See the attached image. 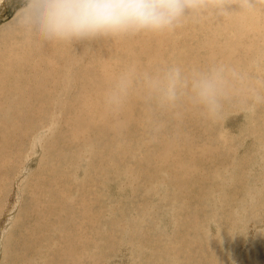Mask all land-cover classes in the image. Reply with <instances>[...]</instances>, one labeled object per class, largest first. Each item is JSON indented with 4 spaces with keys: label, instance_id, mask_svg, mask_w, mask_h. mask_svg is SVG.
Returning <instances> with one entry per match:
<instances>
[{
    "label": "rangeland",
    "instance_id": "374dc122",
    "mask_svg": "<svg viewBox=\"0 0 264 264\" xmlns=\"http://www.w3.org/2000/svg\"><path fill=\"white\" fill-rule=\"evenodd\" d=\"M48 1H50V2H48ZM66 1H68V0H66ZM80 1L81 0H71V2L69 1V3L65 2L64 6L66 7L68 5H73L74 7L78 8L77 3H79ZM107 1L108 0H92L93 3H90V4H92L91 6H93L91 11H90L91 12L90 13L91 22H90V19L88 21H87V19H84L85 17L78 19L79 25H81V26H80L79 30L75 31V34H76V37L78 36L77 38L82 43H84V44L86 43V46L90 43L89 41L91 39V38H88L86 36V33L89 30V26H91V24L93 26L94 22H92V21L95 20L99 7L106 6L105 4L107 3ZM183 1L184 2L186 1V2L184 3ZM183 1H182V3H183L182 8H181L180 5L177 8L175 6L173 9L171 7L169 8V6L166 8L165 13H164V18L162 19L163 22H164L163 23L164 27H165V25H167L166 22L169 23V19L173 18V17H174L173 19L178 20L179 22L182 23L183 26L186 25L187 27L192 26L197 21L196 20L194 23H189V24L187 23L189 21L193 22L192 21L193 20L192 17L196 16V14L198 13L197 8H200L198 6V4L201 2V0H195V1L183 0ZM188 1L189 2L191 1V3H189ZM197 1H198V3H197ZM219 1L223 4L222 5V9L224 11H227V9L230 7V5H232V6H234L236 8V11H238L240 13V16L248 17V15H246L247 14L246 10L248 9V5H247L248 0H219ZM223 1L227 2V3H223ZM229 1H230L231 4L229 3ZM34 3H35V5H37L39 3L38 7L43 6V4H49V5L51 4L50 5L51 7L49 5L48 6L51 9H53L52 3L55 4V0H52V1L51 0H0V30H1L0 31V44L3 41H9V39L7 38V35H2V32L6 29V27L9 26L10 24H12V27L9 28L10 31L12 30V32H14V30H15V32H16V30H19V28L23 24V20H25L23 18L27 17L26 13L29 12V11L33 12L32 10L35 9V7H33ZM85 3H88V1H85ZM85 3L82 1L81 5H85ZM187 3H188V5H187ZM251 5L252 4H250V10L253 13H255V9L253 7L254 5H252V6ZM238 6H242V7H239V9H238ZM30 8H32V9H30ZM95 9H97V11ZM209 10L213 11V9H211V8L210 9L206 8L205 11L209 12ZM242 10H244V11H242ZM167 11H168V13H167ZM55 12L56 11H53V15L49 16V17L53 16L51 18L52 21H51V19L49 17H48L49 19L48 18L43 19L44 21L48 20L47 22L49 24H50V22L52 23L54 21V23H53L54 25L53 26L51 25L52 27H54L55 25L56 26L59 25V22L62 21V19H63L62 17L63 16L65 18V19H63L65 22H68L67 18L69 16H71L72 13H73V16H74V11L73 12L69 11L67 13L68 16L65 14L66 17H65L64 14L60 15L59 12L58 13L57 12L55 13ZM187 12H189V13L187 14ZM230 12L231 13H230L229 16H233L234 13H233L231 7H230ZM183 13H185L186 15L183 14ZM36 14H37V12H36V10H34L32 18L34 16L36 17L37 16ZM177 14H178V16H177ZM217 14H216L215 17H212V20H211V21L214 22V24L215 23L217 24L216 20H218V22L222 21L221 14H220L219 11H217ZM40 15L41 14L39 13L38 16H40ZM56 15H58L60 17H58ZM169 16H171V17H169ZM35 17L33 18L34 20H35ZM185 17H187V19ZM21 18H22V21H21ZM28 18H30V17H28ZM32 18H30V19H32ZM213 18L215 20H213ZM58 19H60V21ZM43 20H42V22H44ZM254 20L257 22L258 17H254ZM18 21L20 23H17ZM263 21L264 20L261 21V24H263ZM78 22L76 23V21H75V26L78 25ZM183 22H185L186 24L183 23ZM87 23H89V24H87ZM244 25L245 26H244V28H242V30L245 31V32L247 30V32L249 33L251 27L246 25V24H244ZM17 26H18V28H17ZM87 26H88V28H87ZM13 27H16L17 29H15ZM45 27L43 26V28H45ZM3 28H4V30H3ZM40 29L45 33V35H49V34H47L45 32V29L44 30L42 28H40ZM85 31H86V33H85ZM263 32H264V27H263ZM83 33H85V34L83 35ZM217 33L213 32V34H217ZM4 36H5V38H4ZM149 36L152 37V39H155V37H156L153 34L152 30H151ZM183 36L184 35L180 34V39L184 41V40H186V36L185 37H183ZM80 37H81V39H80ZM249 37H250V33L248 34V36H245L246 47L249 44L248 43ZM262 37H260V39H258L257 41L253 42L249 46L248 53L237 55L236 56L237 59H230L231 65L229 63H226L228 67L227 66H225L227 68H225V67L223 68L222 67L223 70L221 68L220 71L217 70L218 66L215 65L214 61H213V63L209 62V63L204 65L203 60L201 59L200 55L205 59V56L207 55V51H205L204 49L200 50L197 55L193 56V58L192 57L190 58L191 60L195 58L192 61L193 62L192 65H195L196 67H198L197 71H192L191 67H189V72L191 73V75L194 74L193 75L194 77L191 78L189 81H187L185 76H183L184 80L183 81L181 80L182 84L185 83L183 85L181 84L180 81L179 82L176 81L178 86L181 85V87H179V88H178V86L176 84L174 85V87H170V86L164 87L163 92H165V94L166 93H171L173 89L174 90L176 89L175 91H173L172 94H167V95H165V96H163L161 98H160L159 95L154 94L156 99H157V101H156L155 99H153L154 95H152L151 89H147V90L142 89L141 95H145L146 99L145 98L143 100L139 99V101H136L137 103L135 102L133 104V106H135V109L137 110V109L141 108L140 104H141V106L144 104L141 109L145 110V112L144 111L142 112L141 109H140L141 111L139 110L140 112L138 110L137 111L134 110L135 114H137V115L140 114L136 119H135L136 116L133 117V118L130 117V116L129 117L128 116H123L124 119L120 118V120H118L119 122H116V125L119 124V126L117 125L118 126L117 127V126L114 125L115 128L113 126H112L113 128L111 126H109L110 125L109 122H104L105 125L104 124H94V126H93L94 130L93 129L92 130H87V133L88 134L90 133L91 135L90 134L88 135L87 133H85V135L82 136V141L79 143V145H80V147L82 149L81 150V155L83 157L87 156V158L91 157V160L88 161L87 158H86L85 162H83L84 166L79 165L78 167H76V166L72 167V169H74V171H77V174L72 178V180L74 181V185H73L72 189L73 188L74 189L72 191H70L69 194L65 192V188H62L60 190L63 193L58 194V193H60L59 190H56V188H53V185L51 183H47V182L49 180H51V179H52L51 181H54V180H57L60 177H63L65 175V172L67 171V170H65L63 168L65 166H67V167L71 166V165H68V164L64 163V158L67 155L68 156L71 155L72 152H79V151H75V149H73V145L72 146L69 145V143L71 142L70 138L72 136L74 137V133H73V135L70 134L71 126L69 128L65 126V122H66V124L72 123L70 120H68V118H66L65 115H73V113L75 114V111H76V108H77V105L74 102H72V99H74L77 96V86H76L75 79H76V74L78 73L77 72L78 65L74 66V69L76 71L74 70L75 73L73 72L74 76L71 78V81L68 82V83H63V81L65 79L64 75H66V72L68 71L67 63H69L70 61H72V62L81 61L82 60V56L80 57L78 55H74V51L76 50V47H75V50L72 51V56H70L71 55V54H69L70 52L67 53V58L68 59L65 57L64 54H63L64 56L62 58L60 56L59 61L61 60L60 62H62L63 61L62 59L66 58V60L64 61L66 64L63 63V62L62 63L59 62V64H60L59 65V70L63 71V72L60 73V83H58V85H56L57 88L55 86H52V85L47 86L48 88H50L52 94L47 90V92L50 93V94L45 92L46 94H44L43 97H42V94L40 95L39 93H35V97L32 98V100L30 102L26 103V102L22 101V102L18 103L16 101V103H18L17 104V115H16V117L13 114L8 116V117L5 116V115L0 114V119H3L5 121V122L3 121L5 123V125H6V123H9L8 120L13 121L16 118L19 121L18 122V130H19L25 124V122L22 121L24 119L21 120L19 115H18V113L21 112V110H23L25 107L28 108L30 106L31 102L34 104L36 102V99H37V102H39V100H40V101H43L45 104L51 103V105L49 104L47 107L46 106H44V107L38 106V111L40 110V112H42V113L39 112L41 114L42 119H41V121H39V123L37 122L36 127L39 126L40 123H41V125L39 126V128H41V129H39L38 127L37 128L35 127L34 129H32V131H30V129H29L26 133H24L25 138H24V135L22 136L23 138L22 137L20 138L21 135H19V144L17 145V146H19V149L17 147H14L13 151L15 153L18 150V154H20V156L16 158L14 163H12L9 166H6L5 170H4L5 171L4 174L8 175V178H9L10 181H9V185H7L6 190L2 193V194H4L5 197L4 196H2V197L0 196L1 201L2 200L4 201V202L2 201L3 207L2 206L0 207V210H1L0 211V222H1L0 223V251H1L0 252V262H1L0 264H7L8 262H10V264H14V262H16L17 264H19V263L23 264L22 260L29 261V262H27V261L25 262L24 261V264L37 263V262H40L41 264H46V263L47 264H52V263L53 264H61V263L75 264V262L78 263V264H97V263L98 264H146V263L147 264H172V263H174V264H186V263L187 264H220V262H221V264H245V263L246 264H264V162H262V160L264 161V108H262V107H264V104L262 103V102H264L263 101L264 98H262V100L260 101V99L257 97V95H255L257 98H255V96L249 95V91L250 90L248 88L249 85H251V83L253 82V80L255 81V79L257 77L256 81H258L260 84H262L263 85V89H264V80H263L264 79V72H262V71H264V60H263V57H264V55H263L264 54V38L262 39ZM83 38L84 39L86 38L85 41H84ZM91 40L92 41L90 43V46H87V47H89L88 50H90V47L93 46L92 45L93 44L92 43L93 39H91ZM86 41H88V43ZM159 43L160 42L156 43V46ZM44 44H46V43H44ZM163 48H165L164 45H163ZM185 51L187 52L186 49H185ZM10 53L13 54V52L0 51V67L4 63L5 66H8L9 68H13V66H14V58L11 61H7L8 54H10ZM239 57L241 59H239ZM246 57H247V59H246ZM69 58H70V61H68ZM76 58L80 59V60H77ZM255 58H256V60H255ZM18 59H19V55H16L15 56V60H18ZM252 59H253V61L255 63L252 61ZM241 60H242V62H241ZM245 60H247V61L249 60V61L247 62ZM257 60H259V61H257ZM177 61L180 62V60H177ZM243 63H244V65H243ZM172 65L174 66L175 64H172ZM238 65H240L239 68H237ZM28 66L26 65L25 66L26 68L22 67V70H20L21 76L15 74V77H16V79H15V84H16L15 87L18 86V88H16V90L17 89H22L24 87V85L29 84V82H30L29 79H31L32 76H34L32 71L29 70V72H28V70H27ZM30 66H33L32 63L30 64ZM60 66H61V68H60ZM165 67L167 68V66H165ZM64 68H65V70H64ZM70 68H69V70H70ZM199 68H200V70H198ZM24 69H25V71H24ZM167 69L168 70L165 71V72L168 74V72L170 73V69L169 68H167ZM201 70H205L208 73L207 72L205 73L204 71H201ZM216 70L218 71V73H217ZM234 70L236 71V73L234 72ZM245 70H248L249 73L253 75V78H252V75L247 73V71H245ZM259 70L261 72H259ZM1 71L2 70H0V72ZM221 71H222V73H221ZM26 72H27V74H25ZM180 72H182V70ZM230 72H231V76H230L231 78L229 77ZM246 73H247L248 76L245 75ZM259 73H260V76H259ZM62 74H64V75H62ZM225 74H226V77L228 79H226ZM234 74L236 76H234ZM220 75H222V76H220ZM239 75H241V77ZM237 76H239L240 78L237 77ZM243 76H244V78L242 79ZM21 77H22V79H21ZM95 77H97V76H93V78H91L88 74H86V76H84L83 78L85 80L88 79V81H87L88 84H91L89 80L90 79H95ZM210 77L211 78L213 77V78L211 79ZM194 78L197 79V80H195ZM219 78H222L225 81L224 82H220ZM208 79L211 80V81H209ZM236 79H238L239 81L236 80ZM203 80H204V82H203ZM234 80H236V82L238 81L239 83L238 82L236 83ZM248 80L250 81V83H249ZM213 81H215V83ZM132 84H133L132 88L138 87L136 84L135 85H134V83H132ZM220 84H222V85H220ZM238 84H240L242 86V87L238 88V91L239 92L243 91L246 88L243 91V93L245 95L248 94L247 96H245L247 99L244 98L245 101L247 100L246 103L248 102V104L246 106L245 105L246 103H245L244 106H241V110L240 111H242V112H240L238 110L233 111V112L230 111V112H227L228 114L226 115V113L223 111L222 108H221L222 110L219 108L217 111L214 112V109L212 108L213 107L212 105H217L221 101H224V99H225V101H227L228 98H229V97L227 98V95H229V91H231L229 89L232 88L235 85H238ZM208 85L211 87V89L213 87L214 88L211 90ZM212 85H214V86H212ZM223 85H226V86H223ZM184 86H186L187 88L186 87L184 88ZM194 86H198L197 90H196V87H194ZM181 88H183V89L181 90ZM179 89L184 94H186L185 92L187 91V95H188V91H190V93L193 95L194 92H196V93H198L200 91H204L205 92V91H208L210 89L208 92L210 93V91H211L212 94L209 95L208 99L207 98L203 99L204 95H202V97H200L201 99H203L204 102L207 100L205 102V103H207V104H205L206 108H201V111H207V110H211L212 109V112H214V113L211 112L212 114L206 115L209 118L208 117L205 118V115H204V118H203V116L202 117H198V118L197 117H191L189 119L187 118L189 120V122H190V125L187 126V128H185L186 127L185 121L187 119L184 118L185 121H183L182 116L184 114L173 112V113L176 114L174 116V114L172 112L167 111L166 107H164V104H163V103H166V102H170L171 100H173V103H175L176 99L179 97L177 93L181 92ZM184 89H186V91ZM217 89H220L221 91H218ZM13 90L14 89H12V94L16 95V92H13ZM52 90H54V92ZM158 90H160V89H158ZM168 90H170V91H168ZM215 91H217L218 93H216ZM224 91L227 92L228 94L223 93ZM158 92L160 93V91H158ZM54 93L55 94L57 93V94L55 95ZM219 93H220V95H219ZM21 94H20V96L23 97L24 95L23 94L21 95ZM262 94H263V97H264V91H262ZM150 95H152V96H150ZM174 95H175L176 98L174 97ZM236 95H237V97L239 96L238 93ZM236 95L235 94H234V96L231 95V97H232L231 99H235V101L237 100V102L239 103V100L236 97ZM11 96H12L11 94L5 93V94H3L0 97L1 106L3 105L1 107V109H0V112H1L2 108L3 109L7 108V107L10 108L9 107L10 104L8 106V103H11ZM49 96L50 97L52 96V97L50 98ZM157 96H158V98H157ZM166 96L169 97V98L167 99ZM214 96H216V97H214ZM53 97L55 98L54 100H53ZM149 97L150 98L152 97V99L150 100ZM243 97H244V95H243ZM252 97H254L255 101L252 100L253 99ZM6 98H7V100H10V101H7ZM4 99H5V101H4ZM33 99H35V100H33ZM160 99H161V101H160ZM249 99H251V100L249 101ZM51 100H52V102H49ZM256 100L257 101L259 100L258 101L259 104L257 103ZM156 102H158L157 103L158 105L156 104ZM208 102H209V104H208ZM149 103H151V104L149 105ZM24 104H26L27 106L24 105ZM4 105H6L7 107H5ZM156 105L158 107H156ZM207 105L208 106H212V107L209 108ZM50 106H52V107H50ZM66 106L68 107V110L64 109V107H66ZM174 106L172 107L173 111H175V109H178L177 107H180V104H175ZM26 108L24 109L25 111H27ZM149 108L153 112H151V110H149ZM161 108H163V109H161ZM48 109H50L49 110L50 113H49ZM147 109H148V111H146ZM69 110H70V112H69ZM13 111L14 110H12V112ZM46 111L48 112V114L46 113ZM134 111H131V112H134ZM160 111L161 112L163 111V113H161ZM146 112L148 114L151 113V115L150 114L149 115L146 114ZM158 112H160L162 115L160 113L158 114ZM219 112H220V114H218ZM229 113H232V114L230 115ZM155 114H156V116H155ZM221 114L222 115L224 114V116L226 118H224V116H222ZM257 114H259V115H257ZM52 115H54V116H52ZM171 115H173V117ZM228 115H230V117ZM153 116H155V117L153 118ZM43 117H44V119L47 118V120L50 119L51 121L50 122L48 121V123L51 124V125H48L47 121H45L43 119ZM218 117H221V120ZM194 118L195 119L197 118V120H195ZM80 119H82V118H80ZM137 119H139V123L141 122L140 124H142L144 127L142 125H140V124L136 126L135 123H136ZM150 119H151V121L154 119L153 121H154L155 124L153 123V121L150 123ZM167 119L172 124L168 123ZM204 119H205V122H204ZM208 119H209V121H208ZM210 119H211V121H210ZM79 120L77 122V125H75V127H82L81 125H83L84 123H87L86 120H84V119L80 120V121ZM128 120H129V122H128ZM177 120H179V121H177ZM198 120H199V122H198ZM224 120H225V122H223ZM32 121L34 122L33 125H35L36 122L34 120H32ZM144 121H146V122H144ZM194 121L196 123L198 122V125L196 123H194ZM159 122H162V123L160 124ZM74 123H72V124H74ZM120 123H122L123 125L120 124ZM131 123L132 124L134 123V124L131 126ZM156 123L157 124L159 123V124L157 125ZM217 123H218V125H216ZM149 124H151V125H149ZM153 124H154V126H153ZM174 124L175 125L178 124V127H176ZM209 124L211 125V128L209 127L210 126ZM247 124H250V125H248V127H247ZM129 125L131 127L128 128L127 126H129ZM160 125L162 126V129L160 128L161 127ZM195 125H197L198 127L195 126ZM63 127H65L66 130H65V128L63 129ZM96 127H97V129H96ZM132 127L134 128L133 130H132ZM154 127H155V130L157 132H155ZM183 127H184V130L185 129L187 130V131L185 130L186 133L184 132ZM196 127H197V129H196ZM139 128H141V129H139ZM178 128H179V130H178ZM192 128H194V129H192ZM158 129L160 130V132H159ZM248 129H250V130H248ZM64 130H65V132H68L69 134L65 133V132H62ZM193 130H194V132H193ZM107 131H108V134L110 135V137L112 138L111 140H110V137L108 136V134L106 133ZM146 131H148V132L150 131L151 133L150 132L146 133ZM167 131H168V133H167ZM202 131L205 133V135H203ZM207 131H208V133H207ZM72 132H73V130H71V133ZM99 132H100V134H99ZM128 132L133 137L131 135H129ZM171 132H173L174 134H175V132H177V134L174 135ZM197 132H199V136H198ZM247 132H249V133H247ZM253 132H255V133H253ZM101 133L104 134V136H106L107 138L104 137ZM114 133H116V134H114ZM139 133L143 134V135L137 136ZM145 133H146V135H145ZM155 133H157V134H155ZM170 133H171V135L173 134L171 137H169ZM183 133L186 136L185 139H184L185 136L182 135ZM18 134H20V132H18ZM58 134H60V136H58ZM167 134H169V135H167ZM207 134H209V135H207ZM27 135H28V137H27ZM61 135L63 137H61ZM95 135L97 136L98 140H97ZM177 135H179V136H177ZM180 135L183 136V139H182V137ZM115 136H117V138ZM126 136H129V137H126ZM154 136L155 137L157 136L158 138H161V139H158L157 137L155 138ZM176 136L179 137V138H176ZM221 136H222V138L224 140H226L225 142L222 141V143H220L221 141H219L218 139L223 140V139L219 138ZM84 137H85V139H84ZM90 137H91V139H90ZM142 137H143V139H142ZM54 139H56V140H54ZM104 139L107 142L103 141ZM176 139L177 140L179 139L178 142L176 141ZM210 139H211V141H210ZM139 140H141V141L145 140L146 142H143L144 143L143 144ZM206 140H209V141H206ZM216 140H218L219 142H217ZM55 141H58V142H55ZM156 141H158V143ZM160 141H162V142L164 141L167 144L166 148L163 146V143H159ZM53 142H54V144H53ZM112 142L114 143V145H113ZM118 142L120 144H118ZM130 142L135 145L134 148L137 147V148H135V151L137 153L139 152V150H141V151L143 150L141 152V154L138 153V157L140 159L139 161H138V159H136V161H135V160H131V159H129L127 157L128 156L127 152L130 150L129 149L127 151V149L131 147V143ZM150 142H152V143H150ZM187 142H189V143H187ZM138 143L141 145V148H140V146L137 145ZM146 143H147V145L149 144V146H147ZM179 143H181L180 146H179ZM185 143H186V146H184ZM206 143L209 145V148L206 145ZM216 143H217V147H215ZM173 144H176V145H173ZM230 144H232L233 147ZM119 145H121V146H119ZM145 145H146V147H145ZM210 145H212V146H210ZM3 146L5 148L9 147L7 144H3ZM114 146H115V148H114ZM117 146H119V147L117 148ZM199 146L200 147L203 146L206 149L208 148L206 153L200 154L201 150H199L197 148ZM219 146H221V148ZM261 146H263V147H261ZM100 147H102V148H100ZM120 147H121V149H119ZM178 147H179L180 150L178 149ZM184 147H185V149H184ZM228 147H229V149H228ZM104 148H105V150H104ZM138 148H139V150H138ZM192 148H193V150H192ZM233 148H235V149H233ZM152 149L153 150L155 149V150L153 151ZM186 149H189V150H186ZM121 150H123V151H121ZM159 150L162 153L165 154V158L167 157V159H161V158L158 159V156L160 154ZM230 150L232 151V153L230 152ZM10 151H11V148H10ZM124 151H125V153H124ZM183 151H184V154H183ZM99 152H101L102 154H99ZM154 152L156 154H154ZM179 152H182L181 155L179 154ZM122 153H123V155H122ZM166 153H167V156H166ZM188 153H190V154H188ZM192 153H195V154L193 155ZM207 153H208V155L210 154L209 157L212 156V159L213 158L214 159L211 160V158L208 157ZM221 153H222V156H221ZM229 153H230V155H229ZM234 153H235V155H234ZM108 154H110V156ZM147 154L150 156V159H149V156H148V161H151L152 164L147 162V159L141 158V156L145 158ZM168 154H170V157H169ZM171 154H172V156H171ZM58 155H59V157H58ZM190 155L192 157H194V158L188 157ZM213 155H214V157H213ZM223 155H225V156H223ZM183 156H184V158H182ZM233 156H235V157L233 158ZM14 157H15V155H14ZM111 157H112V159H111ZM171 157H173V159H172L173 161L171 160ZM94 158H95V160L97 162L94 160ZM102 158H104V159H102ZM154 158H155V160H154ZM187 158L188 159L190 158V159L188 160ZM259 158H260V160H259ZM41 159H43V160H41ZM185 159H187V160H185ZM191 159H192V162L190 161ZM195 159H197L198 161H196ZM76 160H75V162H76ZM107 160H109V161L107 162ZM143 160H146L147 164H144L145 161L143 162ZM156 160H157V164L154 165L156 163ZM39 161H40V165H39ZM43 161L44 162H48V164H49V165L45 164L44 169L41 166V162H43ZM140 161L142 163H140ZM158 161H159V163H158ZM174 161H175L176 165H175ZM194 161H195V163H194ZM137 162L139 164H137ZM187 162H188V164H186ZM190 162L194 163L195 167L198 166V168L193 167L194 165L189 164ZM67 163H69V162H67ZM132 163H134V164H132ZM166 163H168V164H166ZM234 163H236V164H234ZM239 163L240 164L242 163V164L240 165ZM149 164H151V165H149ZM178 164H180V166ZM230 164H232V165H230ZM128 165H129V167H128ZM131 165H134V167L132 166V168H131ZM146 165H147V167L145 168ZM161 165H163L164 167L161 166ZM172 165L175 168L174 170L172 168ZM218 165H219V167H218ZM228 165H229L230 168L228 167ZM135 166H136V168H135ZM150 166H153V167H150ZM184 166H186L188 168H185V170L182 169V167L184 168ZM142 167H144L145 169L142 168ZM211 167L214 168V169L212 170ZM93 168H95V169H97V168L104 169L105 172L106 171H111L113 169H115V170L118 169V170L115 171L116 175L108 174V177L105 178L102 175H98V173L97 174H93V171H94ZM134 168L137 169V170H134ZM139 168L142 169V171H139L140 170ZM154 168H155L156 172H154L155 171V170H153ZM219 168L224 170V172H222ZM90 169L93 170V171H91ZM130 169H133L134 171L130 170ZM165 169H167V170H165ZM215 169H216V172L214 171ZM171 170H172V172H170ZM218 170H220V171L218 172ZM71 171H73V170H71ZM192 171L195 172V173L192 174ZM137 172H140V175H137ZM149 172L155 174V176L152 174L153 176L151 178L150 177L151 173H149ZM89 173H90V175L91 174L92 175L90 176ZM123 173L124 174L127 173V174L123 175ZM128 174H131V176H133V177L131 178V176L128 175ZM43 175H45L47 178L44 177ZM81 175H83V176H81ZM126 175H128V177ZM157 175H160V176H157ZM187 175H188V177H190V179L188 177H186ZM92 176H93V178H92L93 180L91 179ZM110 176H111V178H110ZM39 177H40V179L43 178V179H41L42 181L39 179ZM124 177H127V178H124ZM134 177H137L138 182H139V180L140 181L143 180L142 181L143 184L141 183V185H140V183L139 184H138V182L136 183L137 180H134V179H136ZM159 177H162L163 179L162 178L160 179ZM195 177H197L200 181L197 178H196L197 180L193 179ZM172 178H173V181H171ZM106 179H108V180H106ZM132 179H133V182H132ZM216 179H218V180H216ZM231 179H233V180H231ZM147 180L150 181V182H148ZM151 180H154V181H151ZM219 180H221V182H219ZM224 180H227V181L224 182ZM37 181H40V182H44L45 181L46 183L45 182L44 183H40V182H37ZM97 182H98V185H99L98 190H97ZM133 183H135V184H133ZM146 183H148V184H146ZM161 183H162V185H161ZM163 183H164V185H163ZM177 183H179L187 191L181 189L182 187L179 184H177ZM188 183H190V184H188ZM47 184H48L49 187L47 186ZM55 184H58V181ZM114 184H115V186H114ZM127 184H128V187L126 186ZM174 184H176L177 186L174 185ZM89 185H91V186L89 187ZM105 185H106V187H105ZM173 185H174V188H173ZM37 186H38L39 189L37 188ZM120 186L122 188L121 190L119 189ZM123 186H124V189H123ZM125 186H126V188H125ZM87 187H89V189ZM145 187L148 190L145 189ZM111 188H112V190H111ZM63 189H64V191H63ZM197 189H198V191H197ZM134 190H136V191H134ZM141 190H142V192H140ZM168 191H170V192H168ZM137 192H139V193L137 194ZM84 193H85V195H83ZM167 193H169V195L170 194L171 195L169 196V195H167ZM185 194H186V196H185ZM123 195L125 197L126 196H128V197L125 198ZM151 195H153V196H151ZM228 195L232 198L231 202H229L227 200V197H229ZM67 196H68V198H67ZM100 196H101V198H100ZM182 196L186 200L182 199L183 198ZM47 197H48V199H47ZM138 197H139V199H138ZM89 198H91L92 200L97 198V200L102 203V206L106 207V210L108 212V213H105V215L102 216L100 220L99 219H97L98 221L96 220L100 224V230H99L100 234L98 232H95V230H97V228H94V227L92 229L94 232L93 231L92 232L94 234H96V236L101 238V240L103 241L102 243H106L107 240H108V237L110 236V234H112L111 236L114 237V241H113L114 243H112L114 245H113L112 248L114 250H117V252H118V253H114V255H112L113 254L112 252H107L106 251L108 248H106V249L104 248L103 249V256H102V259L104 261L100 262V263L97 262V260H94L92 257L86 258V259L84 258L85 257L84 254L88 250H90V248L92 247V243H89V244L88 243H76V241H79V240H81L83 238H84L83 240L88 238L86 235H88V231L89 230L86 231V233H83L82 229L79 227V229H81V230H79L77 226L78 225L81 226L82 223L85 221L82 218L86 219L83 212L85 211V206L89 205L88 204V200H87ZM136 198H137V200H136ZM243 198L245 200H243ZM138 200L140 201V204H139L140 207L137 209L136 206H137ZM220 200H221V202H220ZM135 202H136V204H135ZM40 203H42V205ZM64 203H65V206H64ZM74 203H76V204H74ZM196 203H198V205ZM96 204L98 205V203H96ZM207 204H209V205L207 206ZM42 206H43V209H42ZM61 206L62 207L64 206L63 207L64 209L61 208ZM190 206H191V208H190ZM212 207H213V209H212ZM82 208H83V210H82ZM230 208H232V210ZM237 208H239L240 210L239 209L237 210ZM56 209L58 211L59 210L60 211L58 212V211H56ZM191 209H192V212H191ZM233 209H234V211H233ZM64 210L68 214H65L66 212ZM133 210H136V211H133ZM227 210H229V212ZM154 211H155V213H154ZM126 212L128 213L129 216L131 214H133V212H135V214L130 216V218L127 220L126 225H122L123 227H125V228L122 227V229L120 231L122 237H121V235L117 236V234H118L117 231L113 232L114 229L109 228L110 227L109 225L111 223L117 222L121 218V215H123ZM138 212H140L141 215H142L143 225L141 226V228H137V232L135 233L134 229H136V226H138V223H136L137 219L136 220H132V219H134L137 216ZM48 213H50V214H48ZM69 213H70V215H69ZM38 214H40V215H38ZM176 214H177V216H175ZM192 214H194V216ZM58 215H59V218L60 217H62V218L59 219ZM76 216H78L80 218L75 220V218H77ZM82 216H84V217H82ZM41 217H43L44 219L41 218ZM143 217H145V218H143ZM37 218H38L39 222L37 221ZM27 219H29V220H27ZM225 219L228 220V221L226 220L227 223L224 222ZM181 220H183V221H181ZM40 221H42V222H40ZM177 221H178V223H177ZM46 222H48V223H46ZM57 223H58L59 227L57 226ZM59 223L60 224L62 223V225H60ZM101 223H103V225H101ZM131 223H132V225H130ZM176 223H177V225H176ZM16 224L19 225L20 227L17 226ZM47 224H48V227H47ZM127 224L129 226V228H128ZM218 224H220V225H218ZM26 225H28V226L26 227ZM38 225H39V227H38ZM34 226H36V227H34ZM240 226L242 227L243 231L242 230L239 231L241 229ZM33 227L35 228V230L37 228V230L40 229L43 232L45 231L46 233L45 232L42 233V231L40 232V230H38V231L36 230V232L40 233V235H42V236H43V234H45L44 236H46V239H45V237H42V236H41L42 239L40 238V236L38 237L37 235H39V234H37V235L35 234L37 236L36 237L34 235V233H36V232H35V230H33L34 229ZM55 227L57 228V231H56ZM146 227L148 228V230H145ZM182 227H183V229H182ZM27 228H28L29 231H27ZM50 228L52 230L54 228V231H51ZM60 228H61V230H60ZM66 229H68V230H66ZM77 229L79 231H77ZM31 230L33 231V233H32ZM46 230H50V232H48ZM14 231H16V232H14ZM61 231L64 232L63 233L64 235L66 233H67V235H65V237H64V235L61 236L60 235V233L62 234ZM67 231H69V232H67ZM22 232H23V234H22ZM138 232H140V233H138ZM14 233L17 234L16 239L14 238L16 236V234H14ZM30 233L33 235V237H31L32 235ZM50 233H52V234H50ZM93 233H91V234H93ZM251 233H253V234H251ZM13 234L15 236H13ZM28 234L31 235V236H29ZM56 234L58 236H56ZM136 234H138L139 236L136 235ZM235 235H236V237L239 235L238 236L239 239H238V237L236 238ZM21 236L22 237L24 236L25 238L24 237L22 238ZM27 236H28V238H27ZM145 236L147 237V239H146ZM221 236H224L223 239H221L222 238ZM242 236L243 237L245 236L244 238L246 240L244 238L242 239L241 238ZM246 236H247V238H246ZM35 237H36L37 241L35 240ZM142 237H143V239H142ZM200 237H202V238H200ZM219 237H221V238H219ZM225 237H227V238H225ZM18 238H20V239H18ZM133 238H134V240H133ZM179 238H181L182 240H188V244L186 242H181L179 240ZM38 239H39V243H38ZM43 239L46 241V242L44 241L45 243L42 242ZM57 239H59V240H57ZM74 239H76V240L74 241ZM77 239H79V240H77ZM116 239H118V240H116ZM119 239H121L122 241L119 240ZM150 239L153 240L154 242L153 241L151 242ZM55 240H57L58 242L55 241ZM138 240L142 244L139 243ZM147 240L149 242H146ZM16 241H18V242H16ZM25 241H26V244H25ZM66 241H68V243ZM28 242H29V244H28ZM47 242H49V244H47ZM158 242H159V244H158ZM7 243H8V245H7ZM51 243L53 244L52 246L50 245ZM138 243L143 246L142 249L141 250L138 249V250H134L133 251L132 248L136 247L135 245H138ZM19 245L21 246V248H19L20 247ZM23 245H24L25 248L23 247ZM26 246H27V248H26ZM28 246H30V247H28ZM10 247H12V249ZM22 247H23V249H22ZM180 247H182L181 251L177 252L176 249H178ZM42 248H44V249H42ZM98 248H103V247L101 246V247H98ZM139 248H141V247L139 246ZM7 249H8V251H7ZM19 249H21V250H19ZM28 249H30V250L32 249L33 251H30ZM153 249L155 251H158V253L157 254L154 253L153 255H155V256L152 255V256L148 257V255L146 253L148 251H150V250H153ZM12 250H13V252H12ZM164 250H165V253H162L161 251H164ZM14 251L15 252L17 251V253L15 254ZM23 251H25V252H23ZM28 251L30 252V255H29ZM48 251H49V253H48ZM52 251L54 253H52ZM67 252H68V254H67ZM37 254H39L38 258L36 256ZM1 255H2V257H1ZM145 255H146V257H144ZM16 256H17V258H16ZM28 256H31V258L28 257ZM176 256H177V259H176ZM189 256H190V258H189ZM20 257L21 258L23 257V259L21 260ZM215 257H216V259H215ZM15 258L18 261H16ZM173 258L176 259V260H174ZM36 259H37V262L35 261ZM166 259H167V261H166ZM194 259H196V260H194ZM218 259H220L222 261H220ZM177 260H179V263H178Z\"/></svg>",
    "mask_w": 264,
    "mask_h": 264
},
{
    "label": "bare ground",
    "instance_id": "6f19581e",
    "mask_svg": "<svg viewBox=\"0 0 264 264\" xmlns=\"http://www.w3.org/2000/svg\"><path fill=\"white\" fill-rule=\"evenodd\" d=\"M52 1V0H51ZM69 1L71 2V0H68V1H66V0H55V4L54 3H52V7H53V9H51L50 7V5L49 4H43V6H41V7H38L39 6V3L37 4V5H35V3H34V6L33 7H35V9L34 10H36V12H37V16L35 17V20L32 18V15H33V12H34V10H32L33 12H31V11H29V12H27L26 13V16L27 17H25V18H23V19H25V20H23V24L21 25V27L19 28V30H16V32H15V30H14V32H12V30L10 31L9 30V28L10 27H12V24H10L9 26H7L6 27V29L4 30V28H3V32H2V35H7V38L9 39V41H3L1 44H0V51H8V52H13V54H8V58H7V61H11L13 58H14V66H13V68H9L8 66H5V64L3 63L2 65H1V67H0V70H2L1 72H0V97L3 95V94H5V93H9V94H11L12 96H11V103H8V106H9V104H10V108H8L6 105H4L5 107H7V108H2V110H1V112H0V114H2V115H5V116H10V115H14L15 117H16V115H17V104L18 103H20V102H22V101H24V102H30L31 100H32V98H34L35 97V93H39L40 95L42 94V97H43V95L44 94H46L45 92H47V90L51 93V90H50V88H48L47 86H50V85H52V86H55L56 87V85H58V83H60V73L61 72H63V71H60L59 70V62L61 61H59V58H60V56H61V58L65 55V57L67 58V53H69V54H71L70 56H72V51H74L75 50V47H76V52L74 51V55H78V56H82V60L81 61H74V62H72V61H70V58H69V60L68 61H70L69 63H67V65H68V71L66 72V75H64V74H62V75H64V81H63V83H68V82H70L71 81V78L74 76V74H73V72L75 73V69H74V66H76V65H78V70H77V74H76V79H75V82H76V86H77V96L74 98V99H72V102H74L76 105H77V108H76V111H75V114L73 113V115H65L66 116V118H68V120H70L72 123H74L75 121V123L74 124H72V123H70V124H66V122H65V126L66 127H70L71 126V130H73V132L71 133V130H70V134H72L73 135V133H74V137L72 136L70 139H71V142L69 143V145L70 146H72L73 145V149H75V151H79V152H72V154L71 155H67L65 158H64V163H66V164H68V165H71L70 167H67V166H65L63 169H65V170H67L66 172H65V175L63 176V177H60V178H58L57 180H54V181H51V180H49L47 183H51L52 185H53V188H56V190H59V192L60 193H58V194H61V193H63L62 191H60L62 188H65V192L66 193H70V191H72L73 189H72V187H73V185H74V181L72 180V178L77 174V171H74V169H72V167L74 166H76V167H78L79 165H81V166H84L83 165V162H85V159L87 158V156H85V157H83L82 155H81V147H80V145H79V143L82 141V136L83 135H85V133H87V130H92L93 129V126H94V124H104V122H109V126H113L114 127V125L115 126H119V124H117L116 125V122H119L118 120H120V118H123V116H130V117H135V119L140 115H137V114H135V111H139L141 108H142V106L144 105H142L141 106V104H140V107L141 108H139V109H135V106H133V104L136 102V101H139V99H144L145 98V95H141V92H142V89H144V90H147V89H151V93H152V95H154V94H156V95H159L160 96V98L161 97H163V96H165V95H167V94H172L173 93V91H175L174 89L172 90V92L171 93H166L165 94V92H163V90H164V87H167V86H170V87H174V85L176 84L177 86H178V84H177V82H181V80L183 81L184 79H183V76H185V78H186V80L187 81H189L191 78H193L194 76V74L193 75H191V73L189 72V67H191V70L192 71H197V68L198 67H196L195 65H192L193 64V60L195 59H190L191 57L193 58V56H195V55H197L198 53H199V51L200 50H202V49H204L205 51H207V55L205 56V59L200 55V57H201V59L203 60V63H204V65L205 64H207V63H213V61L215 62V65L216 66H218L217 67V70L218 71H220L221 70V68L223 67H225V66H227V64L226 63H229L230 65H231V62H230V59H237V55H240V54H244V53H248V51H249V46L253 43V42H255V41H257L258 39H260V37H262V39L264 38V32H263V27H264V21H263V24H261V21L262 20H264V0H248V3H247V5H248V9L246 10L247 11V14L246 15H248V17H245V16H240V13L238 12V11H236V8L234 7V6H232V5H230V7L232 8V11H233V13H234V15L233 16H229L230 15V7L227 9V11H224L223 9H222V3L219 1V0H201V2L198 4V6L200 7V8H197V11H198V13L196 14V16H193L192 17V21L193 22H191V21H189V22H187L188 24L189 23H194L196 20V24L194 23L192 26H189V27H187L186 25L185 26H183L182 25V23L181 22H179L178 20H175V19H173V18H170L169 19V23H167L166 22V24L167 25H165V27H164V22H163V18H164V13H165V10H166V8L169 6V8L171 7L172 9L176 6V8L180 5L181 6V8H182V6H183V3H182V1L181 0H108L107 1V3L105 4L106 6H104V7H99V9H98V11H97V9H95L96 11H97V15H96V18H95V20L94 21H92V22H94L93 23V26H92V24H91V26H89V30L87 31V33H86V31H85V33H86V36L88 37V38H91V39H93V46H91L90 47V50H88V48L89 47H87V46H90V43H91V39H90V43L86 46V43L84 44V43H82L77 37H76V34H75V31H77V30H79L80 29V26L81 25H79V22H78V19H80V18H84V19H87V21L90 19V22H91V17H90V11H91V9H92V7L93 6H91L92 4H90V3H93L92 2V0L90 1V0H85V1H88V3H85V1L84 0H81L79 3H77V5H78V8H76V7H74L73 5H68V6H64L65 4V2L66 3H69ZM82 1L85 3V5H81L82 4ZM90 1V2H89ZM192 1H195V0H192ZM44 2V1H43ZM48 2H50V1H48ZM184 2V1H183ZM186 2V1H185ZM184 2V3H185ZM189 2V1H188ZM189 3H191V1L189 2ZM197 3H198V1H197ZM223 3H227V2H224L223 1ZM229 3H230V1H229ZM228 3V4H229ZM231 4V3H230ZM250 4H252V5H254L253 7H254V9H255V13H253L251 10H250ZM42 5V4H41ZM50 7H49V6ZM55 5V6H54ZM187 5H188V3H187ZM190 5V4H189ZM251 5V6H252ZM239 7H242V6H238V9H239ZM28 8V7H27ZM80 8V9H79ZM175 8V9H176ZM180 8V7H179ZM180 8V9H181ZM206 8H211V9H213V11H211V10H209V12H206L205 10H206ZM252 8V7H251ZM30 9H32V8H30ZM193 9V8H192ZM205 9V10H204ZM243 9V8H242ZM245 9V8H244ZM253 9V10H254ZM29 10V9H28ZM79 10V11H78ZM94 10V9H93ZM179 10V9H178ZM183 10V9H182ZM53 11H56L57 13L59 12V14L60 15H67V13L69 12V11H71V12H73L74 11V16H73V13H72V15L71 16H69L68 18H67V20H68V22H65L63 19H65L64 18V16L62 17L63 19H62V21L61 22H59V25H55L54 27H52L54 24V21L51 23L50 21V24L47 22V21H44L43 19H46V18H48L49 16H51V15H53ZM78 11V12H77ZM217 11H219L220 12V14H221V18H222V21H219L218 22V20H216L217 21V24L215 23L214 24V22L213 21H211L212 20V17H215L216 16V14H217ZM242 11H244V10H242ZM245 11V12H246ZM55 12V13H56ZM41 14L40 16H38V14ZM96 13V12H95ZM167 13H168V11H167ZM179 13V12H178ZM189 12H187V14H188ZM25 14V13H24ZM58 14V15H59ZM183 14H185V13H183ZM182 14V15H183ZM58 15H56V16H58ZM66 15H65V17H66ZM168 15V14H167ZM175 15V14H174ZM186 15V14H185ZM218 15V14H217ZM55 16V15H54ZM68 16V15H67ZM95 16V15H94ZM177 16H178V14H177ZM176 16V17H177ZM22 17V16H21ZM28 17H30V18H32V19H30V18H28ZM53 17V16H52ZM52 17H49L50 19L52 18ZM58 17H60V16H58ZM169 17H171V16H169ZM220 17V16H219ZM254 17H258V20H257V22L254 20ZM37 18V19H36ZM48 18V19H49ZM57 18V17H56ZM55 18V19H56ZM186 19H187V17H185ZM229 18V19H228ZM54 19V18H53ZM94 19V18H93ZM180 19V18H179ZM42 20L44 21V22H42ZM59 21H60V19H58ZM66 20V21H67ZM83 20V19H82ZM213 20H215L214 18H213ZM228 20V21H227ZM20 21V20H19ZM17 22V23H20V22ZM21 21H22V18H21ZM51 21H52V19H51ZM75 21H76V23L78 22V25L77 26H75ZM188 21V20H187ZM226 21V22H225ZM83 22V21H82ZM183 23H185V22H183ZM81 24V23H80ZM83 24V23H82ZM87 24H89V23H87ZM186 24V23H185ZM244 24H246V25H248V26H250L251 27V29H250V31H249V33H250V37H249V39H248V46L246 47V40H245V36H248V32H247V30H246V32L245 31H243L242 30V28H244ZM52 25V26H51ZM43 26L45 27V28H43ZM83 26V25H82ZM13 28H15V29H17L18 28V26H17V28L16 27H13ZM40 28H42L43 30L45 29V32L47 33V34H49V35H45V33L40 29ZM87 28H88V26H87ZM82 30V29H81ZM84 30V29H83ZM151 30H152V32H153V34L156 36L155 37V39H152V37H150L149 36V34H150V32H151ZM1 31V30H0ZM213 32H218L217 34H213ZM14 33V34H13ZM85 33H83V35L85 34ZM13 34V35H12ZM180 34H182V35H184L183 37H185L186 36V40H181L180 39ZM78 35V34H77ZM152 35V34H151ZM231 36V37H230ZM47 39H46V38ZM4 38H5V36H4ZM6 38V39H7ZM87 38V39H88ZM182 38V37H181ZM80 39H81V37H80ZM84 39V38H83ZM86 39V38H85ZM85 39H84V41H85ZM183 39V38H182ZM185 39V38H184ZM89 40V39H88ZM83 41V40H82ZM87 43H88V41H86ZM158 42H160L157 46H156V43H158ZM44 43H46V44H44ZM163 45H164V47L165 48H163ZM185 49L187 50V52L185 51ZM260 52V51H259ZM76 53V54H75ZM206 53V52H205ZM261 53V52H260ZM64 54V55H63ZM258 54V53H257ZM16 55H19V59L18 60H15V56ZM264 55V54H263ZM77 56V57H78ZM236 57V58H235ZM66 58L65 59H62L63 61V63H65L64 61L66 60ZM79 58V57H78ZM181 58V59H180ZM244 58V57H243ZM249 58V57H248ZM252 58V57H251ZM250 58V59H251ZM68 59V58H67ZM72 59V58H71ZM74 59V58H73ZM77 59V58H76ZM239 59H241L240 57H239ZM246 59H247V57H246ZM249 59V60H250ZM77 60H80V59H77ZM177 60H180V62H178ZM243 60V59H242ZM242 60H241V62H242ZM248 60V61H249ZM255 60H256V58H255ZM263 60H264V57H263ZM236 61V60H235ZM245 61H247V60H245ZM247 61V62H248ZM252 61H253V59H252ZM257 61H259V60H257ZM62 62H60V63H62ZM76 62V63H75ZM234 62V61H233ZM237 62V61H236ZM240 62V63H241ZM254 62V61H253ZM32 63V65L33 66H30V64ZM195 63V62H194ZM199 63V62H198ZM255 63V62H254ZM258 63V62H257ZM66 64V63H65ZM64 64V65H65ZM172 64H175L174 66L172 65ZM196 64V63H195ZM200 64V63H199ZM228 64V65H229ZM238 64V63H237ZM236 64V65H237ZM28 66V68H27V70H28V72H29V70L30 71H32V73L34 74V76H32V78L31 79H29L30 80V82H29V84H27V85H24V87L22 88V89H17L16 90V88H18V86H16L15 87V79H16V77H15V74L16 75H19V76H21V72H20V70H22V67H25V66ZM241 65V64H240ZM240 65H238L237 66V68H239V66ZM243 65H244V63H243ZM62 66V65H61ZM61 66H60V68H61ZM66 66V65H65ZM64 66V67H65ZM165 66H167V68H169L170 69V73L168 72V74L165 72V71H167L168 69L165 67ZM201 66V65H200ZM261 66V65H260ZM71 67V68H70ZM228 67V66H227ZM227 67H225V68H227ZM233 67V66H232ZM251 67V66H250ZM26 68V67H25ZM69 68H70V70H69ZM223 68H222V70H223ZM234 68V67H233ZM232 68V69H233ZM260 68V67H259ZM262 68V67H261ZM163 69V70H162ZM212 69V68H211ZM236 69V68H235ZM245 69V68H244ZM26 70V71H27ZM62 70V69H61ZM64 70H65V68H64ZM67 70V69H66ZM75 70V71H74ZM182 70V72H180ZM198 70H200V68L198 69ZM216 70V71H217ZM225 70V69H224ZM231 70V69H230ZM229 70V71H230ZM24 71H25V69H24ZM201 71H204L205 73L207 72V71H205V70H201ZM213 71V70H212ZM218 71H217V73H218ZM245 71H247V73H249V71L248 70H245ZM234 72L236 73V71L234 70ZM251 72V71H250ZM259 72H261L260 70H259ZM262 72H264V71H262ZM23 73V72H22ZM208 73V72H207ZM221 73H222V71H221ZM226 73V72H225ZM247 73L245 74L246 76H248L247 75ZM256 73V72H255ZM25 74H27V72L25 73ZM29 74V73H28ZM86 74H88L91 78H93V76H97V77H95V79H90L89 81H90V83L91 84H88V79L87 80H85L83 77L84 76H86ZM210 74V73H209ZM220 74V73H219ZM224 74V73H223ZM250 74V73H249ZM30 75V74H29ZM61 75V76H62ZM198 75V74H197ZM208 75V74H207ZM214 75V74H213ZM233 75V74H232ZM244 75V76H245ZM250 75H252V74H250ZM66 76V77H65ZM202 76V75H201ZM209 76V75H208ZM220 76H222V75H220ZM224 76V75H223ZM231 76V72H230V74H229V77ZM234 76H236L235 74H234ZM240 77H241V75H239ZM239 76H237V77H239ZM244 76L242 77V79L244 78ZM259 76H260V73H259ZM24 77V76H23ZM225 77H226V74H225ZM239 77V78H240ZM255 77V76H254ZM88 78V77H87ZM211 78V77H210ZM213 78V77H212ZM211 78V79H212ZM231 78V77H230ZM233 78V77H232ZM236 78V77H235ZM234 78V79H235ZM248 78V77H247ZM252 78H253V75H252ZM262 78V77H261ZM21 79H22V77H21ZM24 79V78H23ZM195 79V78H194ZM220 79V82H224L225 80L224 79H222V78H219ZM226 79H228L227 77H226ZM256 79H257V77H256ZM256 79H255V81L253 80V82L251 83V85H249V95H251V96H255V95H257V97L260 99V101L262 100V98H264L263 97V94H262V91H264V89H263V85L262 84H260L258 81H256ZM195 80H197V79H195ZM209 80V79H208ZM236 80H238V79H236ZM236 80H234L235 82H236ZM246 80V79H245ZM244 80V81H245ZM264 80V79H263ZM177 81V82H176ZM194 81V80H193ZM209 81H211V80H209ZM239 81V80H238ZM237 81V82H238ZM249 81V80H248ZM203 82H204V80H203ZM214 83H215V81H213ZM212 82V83H213ZM219 82V83H220ZM234 82V83H235ZM236 82V83H237ZM23 83V82H22ZM131 83V84H130ZM132 83H134V85L136 84L138 87H134V88H132L133 87V84ZM211 83V82H210ZM209 83V84H210ZM239 83V82H238ZM241 83V82H240ZM249 83H250V81H249ZM74 84V83H73ZM72 84V85H73ZM181 84H182V82H181ZM183 84H185V83H183ZM182 84V85H183ZM193 84V83H192ZM226 84V83H225ZM60 85V84H59ZM220 85H222V84H220ZM244 85V84H243ZM246 85V84H245ZM20 86V87H21ZM75 86V85H74ZM209 86V85H208ZM212 86H214V85H212ZM223 86H226V85H223ZM68 87V86H67ZM71 87V86H70ZM73 87V86H72ZM151 87V88H150ZM179 87H181V85H179L178 86V88ZM186 86H184V88H185ZM194 87H196V90H197V87L198 86H194ZM200 87V86H199ZM210 87V86H209ZM239 87H242L240 84H238V85H235V86H233L232 88H230L229 90H231V91H229V95H227V98H228V100L227 101H225V99H224V101H221L219 104H217V105H212V106H208L209 108L210 107H212L213 109H214V112L215 111H217L219 108L221 109H223V111L226 113V115L228 114L227 112H233V111H236V110H238V111H240L241 110V106H244V104L246 103V101H245V99L244 98H246L245 96H247V95H245L244 93H243V91L246 89H244L243 91H238V88ZM48 88V89H47ZM54 88V87H53ZM57 88V87H56ZM187 88V87H186ZM190 88V87H189ZM205 88V87H204ZM203 88V89H204ZM214 88V87H213ZM212 88V89H213ZM222 88V87H221ZM244 88V87H243ZM12 89H14L13 90V92H16V95L14 94H12ZM72 89V88H71ZM158 89H160V90H158ZM168 89V88H167ZM183 88H181V90H182ZM199 89V88H198ZM202 89V90H203ZM210 89H211V87H210ZM209 89V90H210ZM211 89V90H212ZM223 89V88H222ZM143 90V91H144ZM178 90V89H177ZM180 90V89H179ZM180 90V91H181ZM185 91H186V89H184ZM183 90V91H184ZM208 90V89H207ZM208 90V91H209ZM218 91H221L220 89H217ZM224 90V89H223ZM233 90V91H232ZM53 92H54V90H52ZM56 91V90H55ZM158 91H160V93L158 92ZM168 91H170V90H168ZM194 91V90H193ZM200 91V90H199ZM208 91H200V92H198V93H196V92H194V94L192 95L191 93H190V91H188V95H187V91L185 92L186 94H184L182 91L181 92H178L177 94H178V100L176 99V101H175V103H173V100H171L170 102H166V103H163L164 104V107H166V109H167V111H170V112H175V113H181V114H184L183 116H182V118H183V121H185L184 120V118L185 119H189V118H191V117H202L203 116V118H204V115H205V118L206 117H208V116H206V115H209V114H212V113H214V112H212V109L211 110H207V111H201V108H206V105L205 104H207V103H205L204 101H203V99H205V98H207L208 99V97H209V95L210 94H212V92L210 91V93L208 92ZM214 91V90H213ZM216 93H218L217 91H215ZM247 92V91H246ZM23 94L24 96L23 97H21L20 96V94ZM48 93V92H47ZM50 93H48V94H50ZM58 93V92H57ZM56 93V94H57ZM150 93V94H151ZM215 93V94H216ZM223 93H225V94H228L227 92H223ZM238 93V97H237V94ZM21 94V95H22ZM52 94V93H51ZM55 94V93H54ZM55 94V95H56ZM234 94L236 95V97L238 98V100H239V103L237 102V100L235 101V99H231L232 97H231V95H233L234 96ZM152 95H150V96H152ZM202 95H204L203 97V99H201L200 97H202ZM218 95V94H217ZM219 95H220V93H219ZM243 95H244V97H243ZM53 96V95H52ZM51 96V97H52ZM172 96V95H171ZM189 96V97H188ZM16 99H15V98ZM50 97V96H49ZM50 97V98H51ZM154 98L153 99H155L156 101H157V99H156V97H155V95L153 96ZM167 97V96H166ZM174 97H175V95H174ZM212 97V96H211ZM210 97V98H211ZM214 97H216V96H214ZM220 97V96H219ZM256 96H255V98H257ZM5 98V97H4ZM10 98V97H9ZM25 98V99H24ZM150 98V97H149ZM157 98H158V96H157ZM169 97H167V99H168ZM176 98V97H175ZM253 99L252 100H254V97H252ZM44 99V98H43ZM55 98L53 97V100H54ZM138 99V100H137ZM146 99V98H145ZM152 99V97L150 98V100ZM172 99V98H171ZM247 99V98H246ZM6 100H7V98H6ZM33 100H35V99H33ZM149 100V101H150ZM165 100V99H164ZM163 100V101H164ZM251 99H249V101H250ZM3 101V100H2ZM1 101V102H2ZM4 101H5V99H4ZM7 101H10V100H7ZM16 101L18 102V103H16ZM48 101V100H47ZM160 101H161V99H160ZM162 101V102H163ZM169 101V100H168ZM218 101V100H217ZM255 101V100H254ZM253 101V102H254ZM257 101V100H256ZM259 101V100H258ZM257 101V103L259 104V102ZM264 101V100H263ZM34 102V101H33ZM49 102H52V100L51 101H49ZM54 102V101H53ZM165 102V101H164ZM252 102V101H251ZM250 102V103H251ZM32 103V102H31ZM30 103V106L28 107V108H26L27 109V111H25L24 109L23 110H21V112H19L18 113V115H19V117H20V119L22 120V119H24V120H22V121H24L25 122V124L23 125V127L22 128H20L19 130H18V120L15 118L13 121H11V120H8V122L9 123H6V125H5V121L3 120V119H0V196L2 197V196H4V194H2L5 190H6V188H7V185H9V178H8V175H6V174H4V170H5V167L6 166H9V165H11L12 163H14L15 162V160H16V158L17 157H19L20 156V154H18V150L14 153V151H13V148L14 147H17L18 149H19V146H17L18 144H19V135H21L20 136V138L24 135V133H26L29 129H30V131H32V129H34L35 127H36V124H37V122L39 123V121H41V119H42V117H41V114L40 113H42V112H40V110L38 111V106H40V107H44V106H48L49 104L51 105V103H49V104H45L43 101H40L39 100V102H37V99H36V102L33 104H31ZM39 103V104H38ZM137 103V102H136ZM139 103V102H138ZM146 103V102H145ZM153 103V102H152ZM158 102H156V104H157ZM160 103V102H159ZM249 103V104H250ZM263 104H264V102H262ZM7 104V103H6ZM70 104V103H69ZM151 103H149V105H150ZM175 104H180V107H177L178 109H175V111H173V109H172V107L175 105ZM208 104H209V102H208ZM247 104H248V102L245 104L246 106H247ZM262 104V105H263ZM24 105H26V104H24ZM148 105V104H147ZM148 105V106H149ZM158 105V104H157ZM156 105V107H158ZM3 106V105H2ZM1 103H0V109H1ZM27 106V105H26ZM146 106V105H145ZM147 106V107H148ZM161 106V105H160ZM39 107V108H40ZM50 107H52V106H50ZM153 107V106H152ZM155 107V106H154ZM155 107V108H156ZM162 107V106H161ZM163 107V108H164ZM175 107V106H174ZM252 107V106H251ZM154 108V109H155ZM163 108H161V109H163ZM176 108V107H175ZM262 108H264V107H262ZM64 109L65 110H68V107L66 106V107H64ZM153 109V110H154ZM221 109V110H222ZM12 110H14L13 112H12ZM44 110V109H43ZM50 109H48V111H49ZM135 110V111H134ZM142 110V109H141ZM140 110V111H141ZM149 110H151L150 108H149ZM160 110V109H159ZM158 110V111H159ZM165 110V109H164ZM251 110V109H250ZM131 111H134V112H131ZM139 111V112H140ZM145 112V110H142V112ZM146 111H148V109L146 110ZM155 111V110H154ZM245 111V110H244ZM252 111V110H251ZM27 112V113H26ZM40 112V113H39ZM44 112V111H43ZM53 112V111H52ZM69 112H70V110H69ZM151 112H153L152 110H151ZM157 112V111H156ZM161 112V111H160ZM160 112H158V114L160 113ZM169 112V113H170ZM212 112V113H211ZM240 112H242V111H240ZM248 112V111H247ZM46 113L48 114V112L46 111ZM49 113H50V111H49ZM161 113H163V111L161 112ZM160 113V114H161ZM168 113V114H169ZM175 113H173L174 114V116L176 115ZM224 113V114H225ZM250 113V112H249ZM145 114V113H144ZM146 114H148L147 112H146ZM150 115H151V113H149ZM148 114V115H149ZM217 114V113H216ZM218 114H220V112L218 113ZM224 114L222 115V116H224ZM230 115L232 114V113H229ZM235 114V113H234ZM50 115V114H49ZM48 115V116H49ZM147 115V116H148ZM162 115V114H161ZM230 115H228L229 117H230ZM257 115H259V114H257ZM51 116V115H50ZM52 116H54V115H52ZM155 116H156V114H155ZM155 116H153V118L155 117ZM164 116V115H163ZM162 116V117H163ZM172 117H173V115H171ZM214 116V115H213ZM12 117V118H13ZM46 117V116H45ZM151 117V116H150ZM159 117V116H158ZM167 117V116H166ZM170 117V116H169ZM216 117V116H215ZM18 118V117H17ZM80 118H82V119H80V120H86V122L87 123H84L83 125H81L82 127H75V125H77V122H78V120ZM144 118V117H143ZM161 118V117H160ZM180 118V117H179ZM181 118V119H182ZM197 118L195 119V120H197ZM209 118V117H208ZM218 118H220V120H221V117H218ZM217 118V119H218ZM224 118H226L225 116H224ZM253 118V117H252ZM19 119V118H18ZM43 119H44V117H43ZM124 119V118H123ZM140 119V118H139ZM139 119H137L136 120V126L137 125H139L140 123H139ZM152 119V118H151ZM151 119H150V123L154 120H152L151 121ZM186 120L185 121V125H186V127L185 128H187V126H189L190 125V122H189V120ZM32 120H34L36 123H35V125H33V121ZM45 121H47V123H48V121L50 122L51 120L49 119V120H47V118L46 119H44ZM79 120V121H80ZM146 120V119H145ZM168 120V119H167ZM4 121V122H3ZM162 121V120H161ZM172 121V120H171ZM174 121V120H173ZM177 121H179V120H177ZM181 121V120H180ZM208 121H209V119H208ZM210 121H211V119H210ZM128 122H129V120H128ZM144 122H146V121H144ZM148 122V121H147ZM175 122V121H174ZM198 122H199V120H198ZM198 122L196 123L195 121H194V123H196L197 125H198ZM204 122H205V119H204ZM207 122V121H206ZM223 122H225V120L223 121ZM46 123V122H45ZM153 123H154V121H153ZM160 124L162 123V122H159ZM158 123V124H159ZM168 123H170V124H172L169 120H168ZM192 123V122H191ZM210 123V122H209ZM214 123V122H213ZM256 123V122H255ZM55 124V123H54ZM82 124V123H81ZM120 124H122V123H120ZM134 124V123H133ZM132 123H131V126L133 125ZM144 124V123H143ZM155 124V123H154ZM154 124H153V126H154ZM157 124V123H156ZM157 124V125H158ZM253 124V123H252ZM251 124V125H252ZM40 125H41V123H40ZM39 125V126H40ZM48 125H51V124H49L48 123ZM62 125V124H61ZM87 125V126H86ZM105 125V124H104ZM123 125V124H122ZM140 125H142V124H140ZM149 125H151V124H149ZM156 125V126H157ZM168 125V124H167ZM175 125V124H174ZM181 125V124H180ZM197 125H195V126H197ZM206 125V124H205ZM208 125V124H207ZM210 125V124H209ZM214 125V124H213ZM216 125H218V123L216 124ZM248 125H250V124H247V127H248ZM39 126H37L38 128H39ZM117 126V127H118ZM130 125L129 126H127L128 128L129 127H131ZM143 126V125H142ZM161 126V125H160ZM173 126V125H172ZM176 127H178V124H176L175 125ZM193 126V125H192ZM36 127V128H37ZM104 127V126H103ZM112 127V128H113ZM116 127V128H117ZM135 127V126H134ZM139 127V126H138ZM144 127V126H143ZM175 127V128H176ZM194 127V126H193ZM198 127V126H197ZM197 127H196V129H197ZM210 128H211V125L209 126ZM215 127V126H214ZM218 127V126H217ZM47 128V127H46ZM61 128V127H60ZM65 127H63V129H64ZM95 128V127H94ZM115 128V127H114ZM150 128V127H149ZM157 128V127H156ZM159 128V127H158ZM161 129H162V126L160 127ZM191 128V127H190ZM189 128V129H190ZM195 128V127H194ZM194 128H192V129H194ZM39 129H41V128H39ZM51 129V128H50ZM96 129H97V127H96ZM101 129V128H100ZM119 129V128H118ZM122 129V128H121ZM125 129V128H124ZM134 128L132 127V130H133ZM139 129H141V128H139ZM145 129V128H144ZM171 129V128H170ZM181 129V128H180ZM47 130V129H46ZM65 130H66V128H65ZM65 130L64 131H62V132H65ZM94 130V129H93ZM110 130V129H109ZM113 130V129H112ZM116 130V129H115ZM131 130V131H132ZM138 130V129H137ZM154 130H155V127H154ZM159 130V129H158ZM173 130V129H172ZM178 130H179V128H178ZM183 130H184V127H183ZM182 130V131H183ZM186 130V129H185ZM184 130V132L186 133V131ZM209 130V129H208ZM248 130H250V129H248ZM42 131V130H41ZM97 131V130H96ZM119 131V130H118ZM123 131V130H122ZM121 131V132H122ZM135 131V130H134ZM141 131V130H140ZM169 131V130H168ZM168 131H167V133H168ZM18 132H20V134H18ZM38 132V131H37ZM61 132V131H60ZM98 132V131H97ZM104 132V131H103ZM116 132V131H115ZM138 132V131H137ZM148 131H146V133H147ZM150 132V131H149ZM148 132V133H149ZM155 132H157L156 130H155ZM159 132H160V130H159ZM162 132V131H161ZM179 132V131H178ZM193 132H194V130H193ZM203 132V131H202ZM217 132V131H216ZM39 133V132H38ZM65 133H68V132H65ZM107 134H108V131L106 132ZM111 133V132H110ZM118 133V132H117ZM129 133V132H128ZM146 133H145V135H146ZM151 133V132H150ZM164 133V132H163ZM166 133V132H165ZM171 133H173V132H171ZM171 133H170V135L169 134H167V135H169V137H171L172 135H171ZM198 133V136H199V132H197ZM207 133H208V131H207ZM212 133V132H211ZM247 133H249V132H247ZM246 133V134H247ZM253 133H255V132H253ZM40 134V133H39ZM62 134V133H61ZM69 134V133H68ZM88 134V133H87ZM90 134V133H89ZM88 134V135H89ZM99 134H100V132H99ZM102 134V133H101ZM114 134H116V133H114ZM155 134H157V133H155ZM175 134H177V132H175ZM174 134V135H175ZM213 134V133H212ZM245 134V135H246ZM42 135V134H41ZM63 135V134H62ZM61 135V137H63ZM91 135V134H90ZM103 136H104V134H102ZM129 135H131L130 133H129ZM139 135H143V134H138L137 136H139ZM149 135V134H148ZM163 135V134H162ZM165 135V134H164ZM182 135H184L185 136V134L183 133ZM191 135V134H190ZM197 135V134H196ZM195 135V136H196ZM203 135H205V133L203 132ZM207 135H209V134H207ZM244 135V134H243ZM255 135V134H254ZM40 136V135H39ZM58 136H60V134H58ZM96 136V135H95ZM108 136L110 137V135L108 134ZM132 136V135H131ZM130 136V137H131ZM177 136H179V135H177ZM176 136V138H179V137H177ZM181 136V135H180ZM194 136V135H193ZM263 136V135H262ZM27 137H28V135H27ZM26 137V138H27ZM88 137V136H87ZM101 137V136H100ZM104 137H106V136H104ZM114 137V136H113ZM116 138H117V136H115ZM124 137V136H123ZM126 137H129V136H126ZM133 137V136H132ZM155 137V136H154ZM157 137V136H156ZM155 137V138H156ZM182 137V139H183V136H181ZM189 137V136H188ZM212 137V136H211ZM23 138V137H22ZM24 138H25V135H24ZM51 138V137H50ZM49 138V139H50ZM96 138H97V136H96ZM107 138V137H106ZM141 138V137H140ZM151 138V137H150ZM154 138V139H155ZM158 138V137H157ZM175 138V137H174ZM186 138V136L184 137V139ZM197 138V137H196ZM207 138V137H206ZM219 138H221V139H223L222 138V136L221 137H219ZM243 138V137H242ZM256 138V137H255ZM84 139H85V137H84ZM90 139H91V137H90ZM112 138L110 137V140H111ZM131 139V138H130ZM142 139H143V137H142ZM141 139V140H142ZM158 139H161V138H158ZM157 139V140H158ZM201 139V138H200ZM236 139V138H235ZM244 139V138H243ZM26 140V139H25ZM29 140V139H28ZM54 140H56V139H54ZM59 140V139H58ZM69 140V139H68ZM89 140V139H88ZM97 140H98V138H97ZM108 140V139H107ZM118 140V139H117ZM132 140V139H131ZM141 140H139L140 142H146L145 140H143V141H141ZM179 140V139H178ZM178 140L176 139V141L178 142ZM204 140V139H203ZM213 140V139H212ZM219 141H221L220 143H222V141L223 142H225L226 140H220V139H218ZM218 140H216L217 142H219ZM27 141V140H26ZM30 141V140H29ZM70 141V140H69ZM103 141H105V142H107L105 139L103 140ZM126 141V140H125ZM133 141V140H132ZM187 141V140H186ZM185 141V142H186ZM193 141V140H192ZM201 141V140H200ZM206 141H209V140H206ZM210 141H211V139H210ZM45 142V141H44ZM55 142H58V141H55ZM109 142V141H108ZM153 142V141H152ZM152 142H150V143H152ZM157 143H158V141H156ZM171 142V141H170ZM181 142V141H180ZM199 142V141H198ZM213 142V141H212ZM39 143V142H38ZM46 143V142H45ZM48 143V142H47ZM113 143V142H112ZM131 143V142H130ZM137 143V142H136ZM148 143V142H147ZM147 143H146V145H147ZM154 143V142H153ZM159 143H163V146L166 148V146H167V144L163 141H160ZM182 143V142H181ZM181 143H179V146H180V144ZM187 143H189V142H187ZM200 143V142H199ZM203 143V142H202ZM232 143V142H231ZM3 144H7L9 147V149L8 148H5L4 146H3ZM53 144H54V142H53ZM106 144V143H105ZM118 144H120L119 142H118ZM144 144V143H143ZM142 144V145H143ZM212 144V143H211ZM23 145V144H22ZM35 145V144H34ZM113 145H114V143H113ZM116 145V144H115ZM138 146H140V148H141V145L138 143L137 144ZM146 145H145V147H146ZM154 145V144H153ZM160 145V144H159ZM171 145V144H170ZM173 145H176V144H173ZM206 145L208 146V148H209V145L206 143ZM223 145V144H222ZM221 145V146H222ZM231 146H232V144H230ZM256 145V144H255ZM258 145V144H257ZM21 146V145H20ZM99 146V145H98ZM119 146H121V145H119ZM119 146H117V148L119 147ZM134 144L133 143H131V147L130 148H128L127 149V154H128V158L129 159H131V160H135L136 161V159H138V161L140 160L139 159V157H138V153L139 154H141V152L143 151H141V150H139V148H138V150H139V152L137 153L136 151H135V148H137V147H135L134 148ZM147 146H149V144L147 145ZM184 146H186V143L184 144ZM210 146H212V145H210ZM221 146H219L220 148H221ZM155 147V146H154ZM161 147V146H160ZM215 147H217V143H216V146ZM233 147V146H232ZM261 147H263V146H261ZM10 148H11V151H10ZM100 148H102V147H100ZM99 148V149H100ZM114 148H115V146H114ZM152 148V147H151ZM177 148V147H176ZM182 148V147H181ZM188 148V147H187ZM194 148V147H193ZM193 148H192V150H193ZM199 150H201L200 151V154H203V153H206V151H207V149L205 148V147H203V146H199V147H197ZM196 148V149H197ZM260 148V147H259ZM34 149V148H33ZM107 149V148H106ZM119 149H121V147L119 148ZM162 149V148H161ZM178 149H179V147H178ZM177 149V150H178ZM184 149H185V147H184ZM197 149V150H198ZM228 149H229V147H228ZM233 149H235V148H233ZM257 149V148H256ZM101 150V149H100ZM104 150H105V148H104ZM153 150V149H152ZM155 150V149H154ZM153 150V151H154ZM180 150V149H179ZM186 150H189V149H186ZM212 150V149H211ZM220 150V149H219ZM258 150V149H257ZM114 151V150H113ZM119 151V150H118ZM121 151H123V150H121ZM148 151V150H147ZM160 151V150H159ZM191 151V150H190ZM210 151V150H209ZM229 151V150H228ZM261 151V150H260ZM152 152V151H151ZM211 152V151H210ZM221 152V151H220ZM230 152L232 153V151L230 150ZM263 152V151H262ZM105 153V152H104ZM107 153V152H106ZM121 153V152H120ZM124 153H125V151H124ZM181 153L182 152H179V154L181 155ZM213 153V152H212ZM223 153V152H222ZM222 153H221V156H222ZM226 153V152H225ZM228 153V152H227ZM99 154H102L101 152H99ZM111 154V153H110ZM110 154H108L109 156H110ZM153 154V153H152ZM154 154H156L155 152H154ZM183 154H184V151H183ZM188 154H190V153H188ZM187 154V155H188ZM193 155L195 154V153H192ZM224 154V153H223ZM14 155H15V157H14ZM122 155H123V153H122ZM169 155V157H170V154H168ZM207 155H208V153H207ZM206 155V156H207ZM210 155V154H209ZM209 155H208V157H209ZM228 155V154H227ZM229 155H230V153H229ZM234 155H235V153H234ZM96 156V155H95ZM104 156V155H103ZM112 156V155H111ZM148 154L146 155V157L144 158V157H142L141 156V158H143V159H147V162H149V163H151L152 164V162L151 161H148ZM166 156H167V153H166ZM171 156H172V154H171ZM220 156V157H221ZM223 156H225V155H223ZM261 156V155H260ZM58 157H59V155H58ZM100 157V156H99ZM113 157V156H112ZM112 157H111V159H112ZM175 157V156H174ZM188 157H191V158H194V157H192L191 155L190 156H188ZM213 157H214V155H213ZM230 157V156H229ZM235 156H233V158H234ZM262 157V156H261ZM127 158V159H128ZM153 158V157H152ZM159 158H161V159H167V157L165 158V154L164 153H162L161 151H160V154H159V156H158V159ZM180 158V157H179ZM182 158H184V156L182 157ZM209 158H211V160H213L212 159V156L211 157H209ZM218 158V157H217ZM226 158V157H225ZM263 158V157H262ZM45 159V158H44ZM77 159V160H76ZM99 159V158H98ZM102 159H104V158H102ZM128 159V160H129ZM149 159H150V156H149ZM173 159V157H171V160ZM188 159V158H187ZM187 159H185V160H187ZM190 159V158H189ZM188 159V160H189ZM199 159V158H198ZM207 159V158H206ZM237 159V158H236ZM41 160H43V159H41ZM75 160H76V162H75ZM87 160L88 161H90L91 160V157H88L87 158ZM94 160H95V158H94ZM106 160V159H105ZM152 160V159H151ZM154 160H155V158H154ZM169 160V159H168ZM196 161H198L197 159H195ZM210 160V159H209ZM210 160V161H211ZM222 160V159H221ZM224 160V159H223ZM227 160V159H226ZM230 160V159H229ZM259 160H260V158H259ZM48 161V160H47ZM96 161V160H95ZM109 160H107V162H108ZM112 161V160H111ZM145 161V163L144 164H147L146 163V160H143V162ZM165 161V160H164ZM167 161V160H166ZM173 161V160H172ZM181 161V160H180ZM191 162H192V159L190 160ZM225 161V160H224ZM228 161V160H227ZM63 162V161H62ZM61 162V163H62ZM67 162H69V163H67ZM97 162V161H96ZM105 162V161H104ZM161 162V161H160ZM168 162V161H167ZM177 162V161H176ZM179 162V161H178ZM189 163V164H191V165H194V163H195V161H194V163ZM262 162H264L263 160H262ZM110 163V162H109ZM112 163V162H111ZM140 163H142L141 161H140ZM155 163V162H154ZM158 163H159V161H158ZM174 163H175V161H174ZM199 163V162H198ZM45 164L46 165H49L48 164V162H41V166H42V168L44 169V166H45ZM96 164V163H95ZM108 164V163H107ZM128 164V163H127ZM132 164H134V163H132ZM136 164V163H135ZM137 164H139L138 162H137ZM151 164H149V165H151ZM157 164V160H156V163L154 164V165H156ZM163 164V163H162ZM166 164H168V163H166ZM165 164V165H166ZM186 164H188V162L186 163ZM229 164V163H228ZM234 164H236V163H234ZM240 164V163H239ZM242 164V163H241ZM240 164V165H241ZM39 165H40V161H39ZM38 165V166H39ZM59 165V164H58ZM57 165V166H58ZM92 165V164H91ZM105 165V164H104ZM114 165V164H113ZM142 165V164H141ZM153 165V166H154ZM174 165V164H173ZM172 165V168H173V170L175 169L174 168V166ZM175 165H176V163H175ZM179 166H180V164H178ZM214 165V164H213ZM230 165H232V164H230ZM259 165V164H258ZM106 166V165H105ZM108 166V165H107ZM132 166L134 167V165H131V168H132ZM137 166V165H136ZM136 166H135V168H136ZM153 166H150V167H153ZM161 166H163V165H161ZM160 166V167H161ZM197 166V165H196ZM47 167V166H46ZM91 167V166H90ZM96 167V166H95ZM125 167V166H124ZM128 167H129V165H128ZM147 167V165L145 166V168ZM155 167V166H154ZM164 167V166H163ZM193 167H195V165L193 166ZM218 167H219V165H218ZM224 167V166H223ZM228 167H229V165H228ZM87 168V167H86ZM106 168V167H105ZM134 168V170H137V169H135ZM141 168V167H140ZM139 168V169H140ZM142 168H144V167H142ZM144 168V169H145ZM156 168V167H155ZM155 168L153 169V170H155ZM162 168V167H161ZM160 168V169H161ZM185 168H188V167H186V166H184V168L182 167V169H184L185 170ZM195 168H198V166L197 167H195ZM194 168V169H195ZM212 168V167H211ZM216 168V167H215ZM230 168V167H229ZM30 169V168H29ZM92 169V168H91ZM90 169V170H91ZM94 169V171L93 170H91V171H93V174H97L98 173V175H102L103 177H108V174H113V175H116V173H115V171L116 170H118V169H113V170H111V171H104V169H99V168H97V169H95V168H93ZM138 169V170H139ZM143 169V170H144ZM150 169V168H149ZM157 169V168H156ZM163 169V168H162ZM214 168H212V170H213ZM218 169V168H217ZM220 169V168H219ZM232 169V168H231ZM70 170V171H69ZM71 170H73V171H71ZM89 170V171H90ZM125 170V169H124ZM129 170V169H128ZM130 170H133V169H130ZM133 170V171H134ZM164 170V169H163ZM165 170H167V169H165ZM198 170V169H197ZM207 170V169H206ZM222 172H224V170H222V169H220ZM220 170H218V172L220 171ZM120 171V170H119ZM126 171V170H125ZM139 171H142V169H140ZM181 171V170H180ZM215 172H216V169L214 170ZM244 171V170H243ZM152 172V171H151ZM151 172H149V173H151ZM154 172H156V170L154 171ZM160 172V171H159ZM170 172H172V170L170 171ZM182 172V171H181ZM188 172V171H187ZM202 172V171H201ZM200 172V173H201ZM221 172V173H222ZM245 172V171H244ZM250 172V171H249ZM39 173V172H38ZM37 173V174H38ZM92 173V172H91ZM133 173V172H132ZM147 173V172H146ZM177 173V172H176ZM193 173H195V172H193L192 171V174ZM198 173V172H197ZM206 173V172H205ZM125 174H127V173H125ZM124 173H123V175H125ZM134 174V173H133ZM145 174V173H144ZM143 174V175H144ZM153 173H151V178H152V176L154 175L155 176V174H153ZM157 174V173H156ZM202 174V173H201ZM210 174V173H209ZM225 174V173H224ZM36 175V174H35ZM60 175V174H59ZM89 175H90V173H89ZM92 175V174H91ZM90 175V176H91ZM105 175V176H104ZM128 175H130L131 176V174H128ZM128 175H126L127 177H128ZM137 175H140V172H137ZM150 175V174H149ZM211 175V174H210ZM219 175V174H218ZM37 176V175H36ZM44 177H46L45 175H43ZM81 176H83V175H81ZM157 176H160V175H157ZM162 176V175H161ZM165 176V175H164ZM190 176V175H189ZM200 176V175H199ZM208 176V175H207ZM223 176V175H222ZM127 177H124V178H127ZM133 176H131V178H132ZM138 177V176H137ZM137 177H134V178H136V179H134V180H137ZM182 177V176H181ZM186 177H188V175L186 176ZM210 177V176H209ZM208 177V178H209ZM47 178V177H46ZM45 178V179H46ZM93 178V176L91 177V179ZM95 178V177H94ZM110 178H111V176H110ZM118 178V177H117ZM130 178V177H129ZM139 178V177H138ZM160 179L162 178V177H159ZM183 178V177H182ZM185 178V177H184ZM189 179H190V177H188ZM197 177H195V178H193V179H196ZM202 178V177H201ZM211 178V177H210ZM224 178V177H223ZM227 178V177H226ZM38 179V178H37ZM39 179H40V177H39ZM41 179H43V178H41ZM40 179V180H41ZM83 179V178H82ZM101 179V178H100ZM109 179V178H108ZM108 179H106V180H108ZM140 179V178H139ZM159 179V180H160ZM163 179V178H162ZM171 179V178H170ZM178 179V178H177ZM188 179V180H189ZM198 179V178H197ZM196 179V180H197ZM220 179V178H219ZM93 180V179H92ZM95 180V179H94ZM126 180V179H125ZM186 180V179H185ZM195 180V181H196ZM199 180V179H198ZM207 180V179H206ZM216 180H218V179H216ZM231 180H233V179H231ZM42 181V180H41ZM44 181V182H45ZM58 181V184H55L56 182ZM123 181V180H122ZM121 181V182H122ZM143 181V180H142ZM142 181H140L139 180V182H138V180L136 181V183L138 182V184L140 183V185H141V183H142ZM148 181V180H147ZM151 181H154V180H151ZM171 181H173V178H172V180ZM192 181V180H191ZM200 181V180H199ZM208 181V180H207ZM225 181H227V180H224V182ZM37 182H40V181H37ZM44 182H40V183H44ZM45 182V183H46ZM132 182H133V179H132ZM146 182V181H145ZM148 182H150V181H148ZM176 182V181H175ZM219 182H221V180H219ZM89 183V182H88ZM92 183V182H91ZM127 183V182H126ZM170 183V182H169ZM172 183V182H171ZM196 183V182H195ZM216 183V182H215ZM123 184V183H122ZM133 184H135V183H133ZM143 184V183H142ZM146 184H148V183H146ZM177 184H179V183H177ZM188 184H190V183H188ZM93 185V184H92ZM107 185V184H106ZM106 185H105V187H106ZM139 185V186H140ZM161 185H162V183H161ZM163 185H164V183H163ZM174 185H176V184H174ZM174 185H173V188H174ZM180 185V184H179ZM203 185V184H202ZM40 186V185H39ZM47 186H48V184H47ZM78 186V185H77ZM83 186V185H82ZM91 185H89V187H90ZM114 186H115V184H114ZM127 187H128V184L126 185ZM126 186H125V188H126ZM137 186V185H136ZM147 186V185H146ZM177 186V185H176ZM175 186V187H176ZM181 186V185H180ZM185 186V185H184ZM196 186V185H195ZM204 186V185H203ZM45 187V186H44ZM49 187V186H48ZM89 187H87L88 189H89ZM111 187V186H110ZM118 187V186H117ZM131 187V186H130ZM142 187V186H141ZM148 187V186H147ZM155 187V186H154ZM182 187V186H181ZM37 188H38V186H37ZM81 188V187H80ZM84 188V187H83ZM86 188V189H87ZM98 188H99V185H98V182H97V190H98ZM116 188V187H115ZM135 188V187H134ZM137 188V187H136ZM140 188V187H139ZM144 188V187H143ZM177 188V187H176ZM191 188V187H190ZM198 188V187H197ZM39 189V188H38ZM42 189V188H41ZM40 189V190H41ZM119 189L121 190L122 188H121V186L119 187ZM123 189H124V186H123ZM131 189V188H130ZM145 189H147L146 187H145ZM164 189V188H163ZM181 189H183V190H185V191H187L186 189H184L183 187L181 188ZM44 190V189H43ZM79 190V189H78ZM102 190V189H101ZM111 190H112V188H111ZM133 190V189H132ZM131 190V191H132ZM144 190V189H143ZM148 190V189H147ZM154 190V189H153ZM180 190V189H179ZM63 191H64V189H63ZM88 191V190H87ZM94 191V190H93ZM96 191V190H95ZM127 191V190H126ZM134 191H136V190H134ZM145 191V190H144ZM158 191V190H157ZM178 191V190H177ZM197 191H198V189H197ZM40 192V191H39ZM44 192V191H43ZM57 192V191H56ZM130 192V191H129ZM140 192H142V190L140 191ZM148 192V191H147ZM168 192H170V191H168ZM184 192V191H183ZM65 193V194H66ZM86 193V192H85ZM85 193L83 194V195H85ZM92 193V192H91ZM90 193V194H91ZM139 192H137V194H138ZM144 193V192H143ZM149 193V192H148ZM188 193V192H187ZM193 193V192H192ZM97 194V193H96ZM184 194V193H183ZM64 195V194H63ZM136 195V194H135ZM167 195H169V193H167ZM171 195V194H170ZM169 195V196H170ZM193 195V194H192ZM66 196V195H65ZM95 196V195H94ZM124 196V195H123ZM139 196V195H138ZM142 196V195H141ZM151 196H153V195H151ZM185 196H186V194H185ZM229 196V195H228ZM5 197V196H4ZM50 197V196H49ZM125 197V196H124ZM128 196H126L125 198H127ZM183 197V196H182ZM195 197V196H194ZM38 198V197H37ZM45 198V197H44ZM43 198V199H44ZM67 198H68V196H67ZM100 198H101V196H100ZM130 198V197H129ZM154 198V197H153ZM170 198V197H169ZM172 198V197H171ZM181 198V197H180ZM187 198V197H186ZM4 199V198H3ZM39 199V198H38ZM42 199V198H41ZM47 199H48V197H47ZM138 199H139V197H138ZM147 199V198H146ZM182 199H184V200H186L184 197L182 198ZM61 200V199H60ZM72 200V199H71ZM88 200V204L89 205H87V206H85V211L83 212L84 213V216H85V218L86 219H84V218H82V217H84V216H82L81 218L83 219V220H85L83 223H82V225L81 226H77L78 227V229H79V227L82 229V231H83V233H86V231H88V235H86L88 238H86L85 240H83V239H81V240H79V239H77V240H79V241H76V243H92V247L90 248V250H88L84 255H85V259L86 258H90V257H92L94 260H97V262H103L104 260L102 259V256H103V249L105 248H108L106 251L107 252H112L113 254L112 255H114V253H118L117 252V250H114L112 247H113V245L114 244H112V243H114L113 241H114V237H112L111 235L112 234H110V236L108 237V240H107V242L106 243H102L103 241L101 240V238H99L98 236H96V234H94L93 232V227L94 228H97V230H95V232H98L99 233V230H100V224L97 222L98 220L97 219H101V217L102 216H104L105 215V213H108L107 212V210H106V207H104V206H102V203L100 202V201H98L97 200V198H95V199H91V198H89V199H87ZM122 200V199H121ZM136 200H137V198H136ZM173 200V199H172ZM227 200L229 201V202H231L232 201V198L229 196V197H227ZM243 200H245L244 198H243ZM3 201V200H2ZM2 201H1V198H0V207L2 206L3 207V205H2ZM62 201V200H61ZM124 201V200H123ZM4 202V201H3ZM75 202V201H74ZM78 202V201H77ZM85 202V201H84ZM185 202V201H184ZM203 202V201H202ZM219 202V201H218ZM220 202H221V200H220ZM219 202V203H220ZM43 203V202H42ZM42 203H40L41 205H42ZM57 203V202H56ZM61 203V202H60ZM66 203V202H65ZM65 203H64V206H65ZM70 203V202H69ZM79 203V202H78ZM96 203H98V205L96 204ZM45 204V203H44ZM74 204H76V203H74ZM135 204H136V202H135ZM134 204V205H135ZM139 204H140V201L138 200V203H137V209L140 207L139 206ZM175 204V203H174ZM197 205H198V203H196ZM200 204V203H199ZM205 204V203H204ZM203 204V205H204ZM217 204V203H216ZM225 204V203H224ZM84 205V204H83ZM202 205V204H201ZM209 204H207V206H208ZM46 206V205H45ZM63 206V207H64ZM167 206V205H166ZM200 206V205H199ZM213 206V205H212ZM220 206V205H219ZM218 206V207H219ZM62 206H61V208H63ZM80 207V206H79ZM78 207V208H79ZM82 207V206H81ZM84 207V206H83ZM198 207V206H197ZM201 207V206H200ZM223 207V206H222ZM45 208V207H44ZM77 208V209H78ZM155 208V207H154ZM190 208H191V206H190ZM42 209H43V206H42ZM46 209V208H45ZM60 209V208H59ZM64 209V208H63ZM212 209H213V207H212ZM231 210H232V208H230ZM235 209V208H234ZM234 209H233V211H234ZM239 208H237V210H238ZM12 210V209H11ZM33 210V209H32ZM61 210V209H60ZM59 210V211H60ZM81 210V209H80ZM82 210H83V208H82ZM240 210V209H239ZM1 211V210H0ZM43 211V210H42ZM51 211V210H50ZM53 211V210H52ZM56 211H58L57 209H56ZM58 211V212H59ZM63 211V210H62ZM65 211V210H64ZM74 211V210H73ZM120 211V210H119ZM133 211H136V210H133ZM221 211V210H220ZM228 212H229V210H227ZM66 212V211H65ZM148 212V211H147ZM177 212V211H176ZM191 212H192V209H191ZM205 212V211H204ZM208 212V211H207ZM217 212V211H216ZM7 213V212H6ZM40 213V212H39ZM56 213V212H55ZM64 213V212H63ZM71 213V212H70ZM70 213H69V215H70ZM132 213V212H131ZM151 213V212H150ZM154 213H155V211H154ZM153 213V214H154ZM206 213V212H205ZM225 213V212H224ZM227 213V212H226ZM231 213V212H230ZM5 214V213H4ZM43 214V213H42ZM48 214H50V213H48ZM52 214V213H51ZM54 214V213H53ZM65 214H68L67 212L65 213ZM135 214V212H133V214H131L130 216H132V215H134ZM232 214V213H231ZM35 215V214H34ZM38 215H40V214H38ZM60 215V214H59ZM59 215H58V218H59ZM68 215V216H69ZM77 215V214H76ZM109 215V214H108ZM146 215V214H145ZM149 215V214H148ZM179 215V214H178ZM193 216H194V214H192ZM31 216V215H30ZM44 216V215H43ZM52 216V215H51ZM63 216V215H62ZM74 216V215H73ZM130 216L128 215V213L126 212V213H124L123 215H121V218L117 221V222H115V223H111L109 226V228H111V229H114V231L113 232H115V231H117V236L118 235H121V233H120V231H121V229H122V225H126V223H127V220L130 218ZM147 216V215H146ZM175 216H177V214L175 215ZM210 216V215H209ZM34 217V216H33ZM38 217V216H37ZM71 217V216H70ZM69 217V218H70ZM75 217V216H74ZM77 218H75V220L76 219H78V218H80V217H78V216H76ZM174 217V216H173ZM239 217V216H238ZM21 218V217H20ZM26 218V217H25ZM41 218H43V217H41ZM40 218V219H41ZM60 218H62V217H60ZM59 218V219H60ZM119 218V217H118ZM143 218H145V217H143ZM155 218V217H154ZM177 218V217H176ZM44 219V218H43ZM113 219V218H112ZM132 219V218H131ZM137 219V220H136ZM152 219V218H151ZM218 219V218H217ZM18 220V219H17ZM27 220H29V219H27ZM26 220V221H27ZM54 220V219H53ZM57 220V219H56ZM74 220V219H73ZM97 220V221H96ZM132 220H136V223H138V226H136V229H134L135 230V233L137 232V228H141V226L143 225V221H142V215H141V213L140 212H138V214H137V216L134 218V219H132ZM177 220V219H176ZM189 220V219H188ZM193 220V219H192ZM219 220V219H218ZM222 220V219H221ZM226 220L227 219H225V221L224 222H226ZM37 221L39 222V220H38V218H37ZM49 221V220H48ZM51 221V220H50ZM62 221V220H61ZM79 221V220H78ZM82 221V220H81ZM80 221V222H81ZM111 221V220H110ZM181 221H183V220H181ZM228 221V220H227ZM24 222V221H23ZM22 222V223H23ZM28 222V221H27ZM33 222V221H32ZM40 222H42V221H40ZM73 222V221H72ZM75 222V221H74ZM155 222V221H154ZM195 222V221H194ZM230 222V221H229ZM248 222V221H247ZM1 223V222H0ZM4 223V222H3ZM2 223V224H3ZM29 223V222H28ZM45 223V222H44ZM46 223H48V222H46ZM134 223V222H133ZM177 223H178V221H177ZM177 223H176V225H177ZM227 223V222H226ZM60 224V223H59ZM160 224V223H159ZM214 224V223H213ZM217 224V223H216ZM17 225V224H16ZM54 225V224H53ZM60 225H62V223L60 224ZM73 225V224H72ZM75 225V224H74ZM101 225H103V223H101ZM130 225H132V223L130 224ZM218 225H220V224H218ZM17 226H19V225H17ZM28 225H26V227H27ZM33 226V225H32ZM57 226H58V223H57ZM127 226H128V224H127ZM126 226V227H127ZM239 226V225H238ZM20 227V226H19ZM18 227V228H19ZM25 227V228H26ZM34 227H36V226H34ZM33 227V228H34ZM38 227H39V225H38ZM47 227H48V224H47ZM59 227V226H58ZM191 227V226H190ZM241 227V226H240ZM30 228V227H29ZM32 228V229H33ZM44 228V227H43ZM56 228V227H55ZM70 228V227H69ZM75 228V227H74ZM123 228H125V227H123ZM128 228H129V226H128ZM134 228V227H133ZM147 228V227H146ZM145 228V230H148V228L146 229ZM42 229V228H41ZM48 229V228H47ZM72 229V228H71ZM70 229V230H71ZM77 229V231H79V230H81V229H79L78 230ZM131 229V228H130ZM182 229H183V227H182ZM201 229V228H200ZM235 229V228H234ZM17 230V229H16ZM20 230V229H19ZM22 230V229H21ZM33 230H35V228L33 229ZM36 230H37V228H36ZM36 230H35V232H36ZM38 230H40V229H38ZM37 230V231H38ZM50 230L51 231H54V228H53V230L50 228ZM50 230H46V231H48V232H50ZM60 230H61V228H60ZM59 230V231H60ZM66 230H68V229H66ZM69 230V231H70ZM73 230V229H72ZM76 230V229H75ZM142 230V229H141ZM237 230V229H236ZM243 231V229H242V227H241V229L239 230V231ZM27 231H29L28 230V228H27ZM32 231V230H31ZM30 231V232H31ZM42 230H40V232H41ZM56 231H57V228H56ZM58 231V232H59ZM69 231H67V232H69ZM93 231V232H92ZM139 231V230H138ZM143 231V230H142ZM203 231V230H202ZM250 231V230H249ZM252 231V230H251ZM14 232H16V231H14ZM20 232V231H19ZM18 232V233H19ZM45 232V231H44ZM43 231H42V233H44ZM62 232V231H61ZM134 232V231H133ZM141 232V231H140ZM140 232H138V233H140ZM151 232V231H150ZM204 232V231H203ZM236 232V231H235ZM25 233V232H24ZM28 233V232H27ZM32 233H33V231H32ZM46 233V232H45ZM64 232H62V234L60 233V235L62 236V235H64L63 234ZM66 233V232H65ZM91 233H93V234H91ZM97 233V234H98ZM142 233V232H141ZM153 233V232H152ZM187 233V232H186ZM202 233V232H201ZM226 233V232H225ZM14 234H16V233H14ZM13 234V236H15ZM22 234H23V232H22ZM31 234V233H30ZM37 235V234H39V235H37L38 237L40 236V238H41V236L42 235H40V233H34V235ZM50 234H52V233H50ZM70 234V233H69ZM100 234V233H99ZM130 234V233H129ZM147 234V233H146ZM155 234V233H154ZM227 234V233H226ZM243 234V233H242ZM250 234V233H249ZM251 234H253V233H251ZM29 235V234H28ZM32 235V234H31ZM31 235H29V236H31ZM35 235V236H36ZM45 234H43V236L42 237H45V239H46V236H44ZM59 235V236H60ZM65 235H67V233L65 234ZM65 235H64V237H65ZM71 235V234H70ZM83 235V234H82ZM136 235H138V234H136ZM143 235V234H142ZM141 235V236H142ZM151 235V234H150ZM149 235V236H150ZM156 235V234H155ZM200 235V234H199ZM234 235V234H233ZM237 235V234H236ZM236 235H235V237H236ZM240 235V234H239ZM238 235V236H239ZM36 236V237H37ZM51 236V235H50ZM56 236H58L57 234H56ZM79 236V235H78ZM139 236V235H138ZM137 236V237H138ZM225 236V235H224ZM224 236H221V237H219V238H221V239H223V237ZM237 236V237H238ZM241 236V235H240ZM248 236V235H247ZM247 236H246V238H247ZM16 237H17V234H16V236L14 237L15 239H16ZM22 237V236H21ZM20 237V238H21ZM24 237V236H23ZM22 237V238H23ZM31 237H33V235L31 236ZM36 237H35V240L37 241V239H36ZM67 237V236H66ZM84 237V236H83ZM121 237H122V235H121ZM136 237V236H135ZM146 237V236H145ZM197 237V236H196ZM236 237V238H237ZM245 237V236H244ZM243 236L241 237L242 239L244 238ZM20 238H18V239H20ZM25 238V237H24ZM27 238H28V236H27ZM30 238V237H29ZM39 238V239H40ZM53 238V237H52ZM75 238V237H74ZM120 238V237H119ZM131 238V237H130ZM200 238H202V237H200ZM225 238H227V237H225ZM39 239H38V243H39ZM42 239V238H41ZM72 239V238H71ZM138 239V238H137ZM142 239H143V237H142ZM146 239H147V237H146ZM153 239V238H152ZM156 239V238H155ZM158 239V238H157ZM191 239V238H190ZM189 239V240H190ZM238 239H239V237H238ZM245 239V238H244ZM23 240V239H22ZM21 240V241H22ZM57 240H59V239H57ZM57 240H55V241H57ZM66 240V239H65ZM73 240V239H72ZM76 239H74V241H75ZM104 240V239H103ZM116 240H118V239H116ZM119 240H121V239H119ZM130 240V239H129ZM128 240V241H129ZM133 240H134V238H133ZM151 240V239H150ZM162 240V239H161ZM179 240L181 241V242H186L187 244H188V240H182L181 238H179ZM203 240V239H202ZM246 240V239H245ZM31 241V240H30ZM45 240L43 239V241L42 242H44ZM53 241V240H52ZM62 241V240H61ZM105 241V240H104ZM122 241V240H121ZM153 240H151V242H152ZM158 241V240H157ZM198 241V240H197ZM16 242H18V241H16ZM15 242V243H16ZM46 242V241H45ZM44 242V243H45ZM51 242V241H50ZM58 242V241H57ZM67 243H68V241H66ZM138 242H139V240H138ZM146 242H149L148 240L146 241ZM154 242V241H153ZM160 242V241H159ZM159 242H158V244H159ZM168 242V241H167ZM240 242V241H239ZM139 243H141V242H139ZM138 243V245H135L136 247H134V248H132V250L134 251V250H138V249H142V243L141 244H139ZM18 244V243H17ZM16 244V245H17ZM25 244H26V241H25ZM28 244H29V242H28ZM27 244V245H28ZM47 244H49V242H47ZM64 244V243H63ZM152 244V243H151ZM172 244V243H171ZM7 245H8V243H7ZM14 245V244H13ZM44 245V244H43ZM51 246L53 245L52 243L50 244ZM65 245V244H64ZM126 245V244H125ZM15 246V245H14ZM13 246V247H14ZM20 246V245H19ZM40 246V245H39ZM47 246V245H46ZM78 246V245H77ZM103 247V248H98V247ZM139 246L141 247V248H139ZM204 246V245H203ZM245 246V245H244ZM248 246V245H247ZM8 247V246H7ZM23 247H24V245H23ZM23 247H22V249H23ZM28 247H30V246H28ZM37 247V246H36ZM11 249H12V247H10ZM19 248H21V246L19 247ZM25 248V247H24ZM26 248H27V246H26ZM60 248V247H59ZM115 248V247H114ZM161 248V247H160ZM9 249V248H8ZM8 249H7V251H8ZM40 249V248H39ZM42 249H44V248H42ZM69 249V248H68ZM73 249V248H72ZM121 249V248H120ZM181 249H182V247H180V248H178V249H176L177 250V252H180L181 251ZM213 249V248H212ZM14 250V249H13ZM13 250H12V252H13ZM19 250H21V249H19ZM28 250H30V249H28ZM64 250V249H63ZM200 250V249H199ZM30 251H33L32 249L30 250ZM35 251V250H34ZM38 251V250H37ZM51 251V250H50ZM194 251V250H193ZM201 251V250H200ZM1 252V251H0ZM15 252V251H14ZM23 252H25V251H23ZM61 252V251H60ZM65 252V251H64ZM76 252V251H75ZM93 252V253H92ZM140 252V251H139ZM143 252V251H142ZM160 252V251H159ZM162 253H165V250L164 251H161ZM221 252V251H220ZM8 253V252H7ZM17 253V251L15 252V254ZM28 253H29V255H30V252L28 251ZM33 253V252H32ZM48 253H49V251H48ZM47 253V254H48ZM52 253H54L53 251H52ZM92 253V254H91ZM157 254L158 253V251H155L154 249L153 250H150V251H148L146 254L148 255V257H150V256H152L153 254ZM14 254V253H13ZM63 254V253H62ZM67 254H68V252H67ZM23 255V254H22ZM25 255V254H24ZM141 255V254H140ZM167 255V254H166ZM197 255V254H196ZM260 255V254H259ZM14 256V255H13ZM19 256V255H18ZM21 256V255H20ZM32 256V255H31ZM31 256H28V257H30L31 258ZM37 256V258L39 257V254H37L36 255ZM53 256V255H52ZM153 256H155V255H153ZM168 256V255H167ZM1 257H2V255H1ZM55 257V256H54ZM59 257V256H58ZM72 257V256H71ZM115 257V256H114ZM144 257H146V255L144 256ZM198 257V256H197ZM196 257V258H197ZM263 257V256H262ZM16 258H17V256H16ZM15 258V259H16ZM19 258V257H18ZM21 258V257H20ZM26 258V257H25ZM43 258V257H42ZM56 258V257H55ZM81 258V257H80ZM118 258V257H117ZM142 258V257H141ZM189 258H190V256H189ZM188 258V259H189ZM23 259V257L21 258V260ZM29 259V258H28ZM52 259V258H51ZM110 259V258H109ZM135 259V258H134ZM174 259V258H173ZM176 259H177V256H176ZM176 259H174V260H176ZM215 259H216V257H215ZM224 259V258H223ZM20 260V261H21ZM32 260V259H31ZM55 260V259H54ZM180 260V259H179ZM179 260H177L178 261V263H179ZM194 260H196V259H194ZM201 260V259H200ZM218 260H220V259H218ZM11 261V260H10ZM16 261H18L17 259H16ZM19 261V262H20ZM24 261L25 260H22V263L24 264ZM27 261V260H26ZM25 261V262H26ZM36 262H37V259L35 260ZM53 261V260H52ZM56 261V260H55ZM156 261V260H155ZM166 261H167V259H166ZM182 261V260H181ZM180 261V262H181ZM220 261H222V260H220ZM14 262V261H13ZM27 262H29V261H27ZM31 262V261H30ZM57 262V261H56ZM95 262V261H94ZM107 262V261H106ZM146 262V261H145ZM174 262V261H173ZM186 262V261H185ZM200 262V261H199ZM1 263V262H0ZM9 264H10V262H8ZM7 263V264H8ZM16 262H14V264H15ZM43 263V262H42ZM49 263V262H48ZM58 263V262H57ZM219 263V262H218ZM17 264V263H16ZM20 264V263H19ZM30 264H41L40 262H37V263H30ZM47 264V263H46ZM53 264V263H52ZM61 264H65V263H61ZM75 264H78V263H76L75 262ZM98 264V263H97ZM147 264V263H146ZM172 264H174V263H172ZM187 264V263H186ZM220 264H221V262H220ZM246 264V263H245Z\"/></svg>",
    "mask_w": 264,
    "mask_h": 264
}]
</instances>
